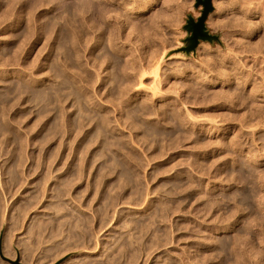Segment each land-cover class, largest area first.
<instances>
[{"label":"rangeland","instance_id":"374dc122","mask_svg":"<svg viewBox=\"0 0 264 264\" xmlns=\"http://www.w3.org/2000/svg\"><path fill=\"white\" fill-rule=\"evenodd\" d=\"M6 1H7V3H6ZM24 1H23V3H24L23 10L22 11H17L15 9V12H14L13 11L14 10L13 6H19V3H22V2H19L17 4V3L12 2V0H11V2H10V0L9 1L8 0H5V1L4 0H0V52H1L0 53L1 54L0 55V59H1V61H0V75H1L0 76L1 77L0 80L3 81L4 83L6 82L5 85L8 86V88L5 85L3 86L4 83L0 81V83H1L0 84V93H2L1 95H3L5 92H6V94H9L7 92V90H9V92L11 93L10 95H8L9 97L4 94L5 96L8 97L7 100L6 99H3L4 98V95H3V97L0 95V97H2V98H0V104H1V106H2V104H4L3 106L6 105L3 108V114L5 113V111H7L6 114H4V115L1 112L2 115L0 114V121H2L3 118H4V120H7V119H5L6 116L7 117L9 116L8 118L10 119L7 123L4 120L2 122H0V125H1L0 128L3 126L2 129H5L4 131L2 129H0V132L2 131L0 136H2L4 138V139L3 138L0 139V140H3L2 141V144L4 146V148L2 149V144L0 143L1 144L0 145L1 146L0 147V153L2 155V156H0L1 157L0 160H5L4 163L2 161H0V164H1V166H0L1 167V169H0V179L3 177L1 179V181H0V185H1V187H0V195H1L0 198H2L3 196H4L3 198L6 197L5 199H3L4 201L2 200V202H0V206H3L0 209H1L2 212L4 211L3 212L4 214L2 212H0V215H1L0 216V264H140V263L141 264H150V263L152 264L155 261H156V264H162L163 262H164L163 264H168V262H171V261L173 262V264H177V263L178 264H181V263H183V264H188V263L189 264H196V262H199L197 264H242V263L243 264H245V263L246 264H249V263L250 264H264V224H263L264 223V219H263L264 218V214H263L264 213V207H263L264 206V203H263L264 202V198H260V197H262L261 196L262 194L264 195V187L263 186L262 187L260 186V184L258 183V178H257L258 177V173H264V169H263V167H264V165H263L264 164V154H262V153H264V148L263 147L261 148V146H264L263 145V141H264V128H263L264 127V125H263L264 122H263V120H264V118H262L264 116V94H263V92H264V84H263L264 83V81H263L264 80L263 79L264 78V69H263L264 68V46L263 45L264 44H262V43H264V0H211L212 10L208 13V16H207V18L205 20V25H206V28L209 31V33L212 34V35L217 36V38L216 39H213V40H204V39H201L199 41L198 46L194 50H190V51L187 48L191 44L190 37L192 36L193 32L187 28V25H188V22H189V19L190 18H192L193 21L195 23H197L199 21V18L203 15V12L205 10V5L203 3V0H172V1L171 0H130L132 2H130L128 5L130 7H132V5H133L136 10L139 9L140 10L139 11L140 14H139V16L138 15L137 16L135 15L136 17L133 16V15L127 16L126 13L123 14V15H125L124 17H126V16L128 17V18L126 17V19H129L128 20L129 22L127 21V24L128 25H126L125 28L124 27L121 28L122 29L121 30V29L118 28V26L116 24H114V31L115 32H114V35H113L114 38L112 37L113 42H110L111 44L108 43L109 42V39L111 40V38L109 37V34L112 33L110 31V28L111 27H109V30H108V29H106V28H108V26H103L102 25L101 20L99 18L100 12H98L97 15H99V16L98 17L96 16V26H94V27L88 26L87 27V30H82L81 29V31H80L78 28H76V26H73V27L70 28L71 25L70 26L69 25L68 26L66 25V30H65L64 36L62 38L57 39V41L55 42V45H54L53 48L51 46L50 37L48 36V38H47V36H45L47 34V32H49L48 31L49 29L46 30L48 28L47 21H48L49 18H55V17H57L58 14H59V16L57 17L58 18V21H59V19H60L59 17L61 15L62 16H61L60 21H62L63 20L62 17H64V15L66 13V10L68 11L67 13H75V8H74V5H73V2H71L72 0H63V1L62 0H59L58 2L55 0L56 3H53V2H55L53 0H49V1H51L50 3H52V5L50 3H48L49 2L48 0L47 1L46 0H42L43 2L42 1H39V0H35V1L34 0H24ZM44 1H46L47 4H46V2L44 3ZM117 1L118 2H121V1H124V0H117ZM126 1H128V0H126ZM39 2H40V5H39ZM5 3H6V6H5ZM8 3H10L9 5H12V3H14L12 5V9H11V6L8 5ZM32 3H35L36 5H34V4L31 5ZM66 3H67V5H66ZM37 4L39 5V8H36L37 7ZM48 4H50V5H48ZM30 6L31 7L32 6H35V7L31 8ZM27 9L29 11H26ZM118 9L119 8H117V10ZM31 10H34V11L31 12L32 14L29 13ZM121 10H123V9L120 8V10H118V11H121ZM23 11H26V12H23ZM124 12L125 11H122L121 14L124 13ZM11 13H12V15H10ZM157 13H158V15H157ZM136 18H137V21H136ZM28 19H30V20H28ZM31 19L34 20L33 21V25H32ZM130 19H132V20H130ZM133 20H134V22H132ZM131 22L133 24H131ZM27 26H29V27L31 26L32 29L29 28V27L27 28ZM33 27H35V28H33ZM74 27H75V30L73 29ZM39 28L41 30L38 31ZM68 28H69V32H67L68 31L67 30ZM28 29L29 30L31 29L30 31H32V34L27 31ZM43 29H45L47 32H45V30H43ZM70 29H72V30H70ZM24 30H26V31H24ZM19 31H20V33L23 36L20 35ZM107 31H108V33H106ZM109 31H110V33H109ZM127 31H128V33H127ZM23 32H24V34H23ZM75 32H77V33H75ZM44 33H46V34L44 35ZM74 33H75V37H74ZM103 33L104 34L106 33L108 36L106 34L104 35ZM13 34H15V37H14ZM17 34L20 35L21 37L18 36ZM25 34H27V35L30 34V37L32 36L31 37L32 39L29 37V35L26 37L27 40L24 39V37L26 36ZM76 34H78V35L80 34V36H79L80 38L78 37V35L76 36ZM47 35H49V33ZM16 36H18L19 39ZM96 36L99 39L100 38L101 39L99 40L98 38H96ZM105 36L108 37L109 39L108 38L105 39ZM125 36H127V37H125ZM28 37L30 38V40H28L29 39ZM39 37H41V38H39ZM65 37H67V39ZM20 38H21V40H20ZM63 38H64V40H63ZM123 38H125V39L123 40ZM83 39H84V41H83ZM21 41H23V42H21ZM65 41H66L67 44L65 43ZM106 41H107V44H106ZM97 42H98V44H97ZM102 42L105 43V44H102ZM78 43H79V45H78ZM80 43H82V45ZM117 43H119V45H116ZM129 43L131 44L130 46L128 45ZM104 46H109V47L108 48H106V47L104 48ZM111 46H113V47H111ZM118 46L120 47V49L122 51H127L129 49H135V50L137 49L136 50V53L139 54V52L140 53L142 52V55L144 57H148L150 59L151 58H154V59L160 58V69L158 71L159 78L161 77V78H163V80L165 78L168 79L167 80V83L168 84L163 82V84L161 86V88H163V90H161L160 93H158L156 96H154L152 94L153 91H151L150 89H147V88H149V85H147V84H150L151 83V79L154 77L155 74L154 75L152 73L151 74H148L149 77L147 78L148 80H146V86L143 87L142 92L139 93L140 95H136L133 99L131 98L132 100H130L127 103V104H132V106H130L129 108H126L127 110L125 109L126 112L129 111L130 114L129 113H126V112L125 113L123 112V117L122 118H120V114H119L120 112L117 111V107L119 106V104H120V106H124V105L126 106V100L124 98H126V96H129L130 94H131L130 96H132V93H133V91H135V88L137 87V85L132 86V88L126 94H122L120 92V90H118V88H117V85H116L117 84V81H115V78H114L115 77V72L117 73V71L120 70L119 67H118V63L120 65H121V63L124 65V62L125 61L124 62H118V63H116L112 59L110 61L111 62L110 63V62H108V57H110L112 55V57H114L116 59V54L114 53V48H116ZM63 47H64V49H63ZM254 47H256V48H254ZM83 48H85V49H83ZM99 48L101 50H103V52H100V49ZM48 49L50 51L51 50L52 51L50 52ZM24 50H25V52H23ZM53 50H54V52L56 51L55 53L60 52V53L57 54L60 57L57 56V55H55V53L53 54ZM79 50H84V51H80V53H81L80 54L79 53ZM98 50H99V53L100 54L98 53ZM19 52L22 55H24V54L25 55L22 56V55L19 54ZM82 52H83V54H84V52H86V53L84 55H82ZM96 53H98V54H96ZM105 53H109L110 56L108 54L106 55ZM15 54H17V55H15ZM18 54H19V56H18ZM13 55H15L16 57L18 56L20 58H17V60H16V57L15 58L12 57ZM52 55H54L56 58H54V56H52ZM10 56H11V58H10ZM159 56H161V57H159ZM261 57H262L263 60H261ZM58 58L60 59L61 62H59ZM13 59H14V61L12 62ZM21 59H23V61ZM55 59L58 60L59 64H58V62ZM119 59L121 60L123 58L122 57H119ZM212 59H214V60H212ZM6 60H8V61L11 60V61H9L11 63L8 64V61H6ZM105 60H107V61H105ZM4 61H6L7 63H5ZM121 61H123V60H121ZM51 63H53V65H51L52 66L51 67V70H52V73H53L52 76H51V74H52L51 73V70H49L50 69L49 66H50ZM56 63H57V65H56ZM92 63H94V65ZM209 63H211V65ZM81 64H83L85 67L83 65H81ZM55 65H56V67L54 68L53 66H55ZM236 65H239V67L238 66L236 67ZM245 65H247V66H245ZM58 66H60L61 68L59 69ZM110 66L112 68L115 66L114 69L116 70V68H117V71L114 70V72H113V69ZM62 67L64 68V70H63ZM203 67H205V70H206V68L208 70L205 71L203 69ZM53 68L55 69V72H54V69ZM68 68H71V70L73 69V71L74 70L76 71V70L79 69V72L76 71L77 73H73ZM86 68L88 69V72L86 71ZM215 68H217V69H215ZM67 69L70 70V71H68ZM102 70H104V71L102 72ZM4 71H6V72H4ZM69 72H72L70 74L73 75L74 78L69 74ZM84 72H86V73H84ZM201 72H204V74L207 73V75H204ZM78 73L79 74L83 73L82 75L85 76L84 78L81 76V79H83V80L80 79V77H79L80 75ZM105 73H107V75L109 73V76L105 80V83H104L105 85L102 88H97L99 82H101V77ZM54 74H55V77L52 79V77L54 76ZM65 74H68V75H65ZM113 74H114V77H113ZM196 74L200 78L202 76L203 77H205V76L207 77L208 75L209 76H208V78H206L207 81H205V83H203L200 80H198L199 77H197ZM247 74H248V76H247ZM64 75L67 76V77H65ZM89 75L92 77V81H90L91 84H88L90 82L89 81L88 82L86 81L87 80V77L86 76H89ZM158 75H157V78H158ZM167 75H168V78L165 77ZM243 75L245 77L247 76L248 78L247 77L246 78L243 77ZM252 75L254 77H252ZM68 76H69V79H67ZM110 76H112V78ZM235 77L237 78L236 80H235ZM254 78H256L257 80L255 79V81H254ZM72 79H73V82H74L75 86H74V84L72 82ZM74 79H75V81H74ZM112 79H114V80L112 81ZM169 79H170V81H169ZM21 80H22V82H21ZM52 80L54 81V83L52 82ZM57 80H58L59 83L57 82ZM67 80H68V82H69V80H71V82H69V85L72 86V84H73V86H72L73 89L68 85ZM76 80H78L79 83H76L77 82ZM79 80H81V81H79ZM84 80L86 81L85 83H84ZM245 80H246V83H245ZM260 80H262V82H260ZM7 81L10 82V83H7ZM12 81H13L14 84L12 83ZM82 81H83V83H81ZM251 81H253V82H251ZM27 82H29V83H27ZM108 82H110V83H108ZM15 83H17V84H15ZM169 83L172 84V86H170ZM186 83H187L188 86L186 85ZM195 83H196V85H195ZM9 84H10V87H9ZM84 84H85V86L87 88L84 87ZM174 84L175 85L176 84L184 85L185 88L183 86H181V85H176L178 87L173 86ZM199 84H201L200 86H202V87H200ZM261 84H263V85H261ZM16 85L19 86V87L22 86L23 88L21 87L20 90H19L18 87H15ZM48 85H50V86L48 87ZM51 85H52V87H51ZM79 85L81 86L80 88L78 87ZM111 85H112L113 88L111 87ZM204 85L207 86V87H204ZM257 85L262 86V87H259ZM12 86H13V89H14L13 92H11L12 89H10V88H12ZM24 86L26 87V89L24 88ZM28 86H30V87H28ZM105 86H107V87H105ZM115 86H116V88H115ZM209 86H210V88H209ZM104 87H105V89H104ZM175 87L177 88L176 89L177 91L175 90ZM179 87H180V89H178ZM203 87L206 88V89H204ZM258 87H259V89H258ZM50 88H52V90ZM260 88H261V90H260ZM21 89L24 91V96L22 95L23 91ZM54 89H56V90H54ZM70 89H71V94H70V92H68V90H70ZM75 89H77V90H75ZM164 89H165V91L167 90V92H165ZM198 89H199V91H198ZM218 89H221L222 92H221V90H218ZM246 89H248V90H246ZM1 90H3V91H1ZM4 90H6V91H4ZM15 90H19V95L18 94H15L16 93V92H14ZM28 90H30V92ZM147 90H148V92H147ZM188 90H190V92L191 91L192 92L190 93V92H188ZM217 90L220 91V93H218ZM229 90H230V93L232 92L230 95L228 93L229 97H231V98L230 99H227L229 97H225V95H227V92H229ZM73 91L74 92H76V91L79 92V93L77 92V94H76L78 96L76 98V100L74 98L76 96H75V93ZM82 91H83V94H82ZM212 91L214 92V94L211 93ZM215 91H217V94L218 95L215 93ZM249 91H250V93H249ZM260 91H261V94H260ZM26 92H27V94H25ZM177 92H181V95L180 94H177ZM255 92H257L258 94L255 93ZM209 93H211L210 96H209V99H211V100H208V97H207L209 95ZM224 93H226V94L224 95ZM243 93H244V95H243ZM49 94H50L51 97L49 96ZM105 94H106V96L108 98L105 96ZM146 94H149V95H147L148 97L153 95L152 97L156 98L157 100H156V102L152 101L154 103L149 102L148 105L146 106V109H143L142 104H141V100L144 99L143 97H146ZM150 94H152V95H150ZM205 94H208V95H205ZM232 94H233V96L235 98H232V96H231ZM247 94H248V96H246ZM249 94H251L250 95L251 97L249 96ZM12 95H15L14 97H16V95H17V97H18L17 100L15 98V102H13L14 101V99H13L14 97H12ZM83 95H85L84 96L85 98L87 97V101H84L85 98L83 97ZM89 95H90V97H88ZM215 95H217L218 97L215 96ZM68 96H70V98ZM180 96L183 98L182 100H183L184 103H181L180 100L177 99ZM243 96H244V98H243ZM245 96L247 98H250V99H247ZM152 97L151 98L149 97V98L152 99ZM204 97H206L205 98L206 100L204 99ZM224 97L227 100H225ZM103 98H107L108 100L105 101L106 99H103ZM216 98H218V100H216ZM245 98H246L247 101L244 102ZM69 99H70V101H69ZM72 99L75 100L74 102H76V103H74ZM88 99H91L92 102H90L91 100L88 101ZM109 99L111 101H112V99H114L113 101L115 103L113 102L112 104H110ZM190 99H192V100H190ZM212 99H213V102H212ZM241 99H243V100H241ZM101 100H102V102H101ZM116 100H118V102ZM163 100L166 101V102H164ZM202 100H205L206 102L204 103V101L202 102ZM228 100H230V102ZM239 100H241L240 102L243 101L242 104H241L242 107L240 106V102L238 104V101ZM248 100H249V102L251 103L252 106L250 105V103H248ZM177 101H179L180 103L177 102ZM11 102L13 104H16V105L11 104ZM88 102L91 105L88 104ZM97 102H98V104H97ZM104 102H106L107 104L109 103V105L106 106L105 105L106 103H104ZM199 102H201V103H199ZM216 102H218V103H216ZM225 102H227V104ZM246 102H247V104H245ZM7 103L9 105H11V108H8L10 106ZM84 103H85V106L87 105L86 108H85V106L84 107L82 106ZM92 103L94 104V106L92 105ZM174 103H175V106H174ZM202 103H203V106L204 107L201 106ZM206 103H208V104H206ZM73 104H75V105H73ZM181 104L182 105L185 104L186 106L185 105L182 106ZM218 104H219V106H218ZM234 104H235V106H233ZM79 105H81V106H79ZM160 105L163 106V107H161ZM197 105H199V106H197ZM1 106H0V110H2L1 109ZM169 106H170V110H169ZM176 106H177V108H176ZM253 106H256V108L254 107L257 110V111H255L256 113L254 112ZM31 107L33 109H31ZM88 107H90V110L87 109ZM91 107L92 108H95V109H92ZM100 107H101V109H100ZM113 108H116L115 111L113 110ZM131 108L133 109V111H132ZM10 109H11V111H10ZM86 109H87V111H86ZM137 109L138 110L140 109L139 111H141V113ZM172 109H175V110H174L173 113H170V112L173 111ZM249 109H251L252 112ZM78 110H80L79 111L80 114H78L79 113ZM93 110H95V111H93ZM104 110H108V111H104ZM111 110H113V111L111 112ZM178 110H181L180 113H179ZM182 110H184V112ZM215 110L219 111L220 113L223 111L222 113H224V114L221 115L219 112H217ZM244 110H246V111H244ZM65 111L66 112L69 111V112L66 113ZM100 111L101 112L103 111L104 113H101ZM162 111H163V114H162ZM168 111H170V112H168ZM206 111H207V113H205ZM243 111H244V113H246L247 111L248 112L250 111V112L249 113L247 112L248 114H244ZM261 111H262V113H261ZM86 112H90V115H89V113H86ZM109 112L112 113V114L109 115ZM137 112H139V113H137ZM215 112H216V115H214ZM26 113L28 114V116H27ZM72 113H74L75 115H73ZM142 113L145 116H143ZM175 113H179V114L174 115ZM182 113H186V114H182ZM195 113H196V115H195ZM102 114L104 116H106L107 120H104V122L102 123V127H98L97 128L96 126H97L98 120L100 119V116H102ZM105 114H107V115H105ZM133 114H135L139 119L137 120L136 119L137 117L133 118V116H134ZM172 114H173V116H172ZM217 114H218V116H217ZM243 114H244L245 117L246 116H249V117H246L247 119L248 118H251V115H253L252 117H254V115L257 116V117L255 116L254 118H251V120H253V121H250V119H248V122L250 121L249 124L251 125V127H254V128H251L249 126V124H247L248 122L246 121L247 120L246 118H244L245 119V121H244ZM38 115H39V117H38ZM111 115L114 116V117H111ZM180 115L181 116L183 115L182 116V119H181V116ZM189 115H191V116H189ZM210 115H212V116H210ZM72 116L73 117L76 116V117H74L75 119ZM220 116H223V118L220 117ZM108 117L109 118L111 117L110 118L111 121H110V119H108ZM163 117H165V118H163ZM169 117H171L172 119L169 118ZM175 117L179 121H177ZM192 117H195V118H192ZM205 117H206V119H205ZM213 117H215V118H213ZM259 117H260V119H258ZM14 118H18V119H14ZM77 118L80 119L79 120L80 122L83 121V122H81L83 124H81V123L80 124H81V126H84L83 128L85 130H88V129L90 130L92 127L95 126V129L92 130V131H90V133L85 138H82V136H83L82 134H84L85 130L82 129V127L80 125H77L79 123V121L77 120ZM240 118H242L243 120L240 119ZM19 119L24 120V121L21 122V120H19ZM90 119H91V123L90 122L89 123H90L91 126L88 123V121H90ZM132 119H133V121H131ZM154 119H156V120H154ZM192 119H194V120H192ZM212 119H217L216 120L217 122L216 121L214 122ZM218 119L219 120L221 119V120L219 121ZM239 119L242 122L241 121H238ZM261 119H262V122H261ZM11 120H12V122H11ZM204 120H205V122H204ZM211 120H212V122H211ZM256 120H258V121H256ZM75 121H78V123H76ZM190 121L191 122H195V123H197V121L198 122L200 121L199 123H197L198 126H200L199 127V132H198V137L197 138H196V133L194 132V129L191 126L192 123ZM19 122L21 123V125H20ZM106 122H107L108 127H109L108 130H106L107 129ZM239 122H241V123L239 124ZM254 122H255V124H253ZM137 123L138 124H141V125L143 124L142 126L144 128L141 125L138 126ZM160 123H161V125H160ZM256 123H258L259 125L261 124V125L259 126ZM27 124H28V126H27ZM178 124L180 125V128H178L179 127ZM206 124H209V125H206ZM238 124H239V128H238ZM116 125H117V127H115ZM134 125H135V127H134ZM257 125H258V128H257ZM21 126L23 128H21ZM45 126H47V127H45ZM140 126H141V129H139ZM156 126L159 128V130L161 129V130H164L166 132H162L161 130L159 131ZM165 126L166 127L168 126V127L165 128ZM219 126H220V128H218ZM242 126H243V129H242ZM245 126H248V127H245ZM261 126H262V128H261ZM25 127H27L28 130ZM29 127L32 130L30 129V131H29ZM136 127L138 129H136ZM147 127H149V128H147ZM160 127H162L163 129L160 128ZM112 128L113 129L115 128L114 129L115 131ZM146 128H147V130H146ZM255 128H257V130ZM64 129H66V131ZM110 129L113 130L112 134L110 133L111 131H109ZM149 129H151V130H149ZM9 130L13 132V133L10 132L11 133L10 135H8L9 133H7ZM52 130H54L53 133H52ZM70 130H72V131H70ZM100 130H102L103 133H106V135L107 136L109 135L110 137L107 138V136H103V138H102L101 135H100ZM136 130H138V131H136ZM145 130H146V134L144 135L143 133H145ZM157 130L160 132V134H158V136H156L157 133H159V132H157ZM203 130H205V131H203ZM5 131H6V134L7 135L4 133ZM140 131H141L142 135H141ZM150 131H151V134L149 133ZM236 131L242 132L243 134H245V136L242 133H241L242 135L240 133H238L240 135H237V133L235 134ZM252 131L255 132L254 133L255 135L252 134ZM107 132H108V134H107ZM161 132H162V134L164 133L165 135L164 134L161 135ZM3 133L5 134L6 137L7 136L8 137L5 138V136H3L4 135ZM79 133L82 136H80ZM13 134H15V135H13ZM62 134H64V137L63 136L59 137V135H62ZM113 134H114V136H113ZM119 134H120V137H119ZM122 134H123V136H122ZM133 134H135L136 136L134 137ZM147 134L150 136V139H149V137H148ZM17 135L19 136L18 139H17V137H18ZM67 135H73V137L74 136L75 137L73 138L72 136H67ZM154 135L156 137H158V138L154 137ZM171 135H172V137H178V138H176V139L174 138L172 140L171 139L172 138ZM182 135H183V138H182ZM13 136L14 137L17 136V137H15L16 139H14ZM22 136L26 137V139L25 138L23 139ZM45 136H46V138H45ZM117 136L119 137V139L122 140V141L118 140V141H120V143L122 142L121 144L119 143L120 144L119 145V149H118V147H116L113 144V141H115L116 139H118ZM139 136H140V138H139ZM193 136H194V138H193ZM208 136L209 137L211 136V137L208 138ZM114 137H116V139H114ZM123 137L126 138V139H124V140H126L125 141V144L126 145L123 144L124 143V141L122 139ZM142 137H144V138H142ZM145 137H146V141H145ZM159 137L161 138V140L163 141V143L161 141L157 140V139H160ZM164 137H168V138L170 137V139H169L170 141L167 139L168 142L166 143V141H164L166 138H164ZM239 137L240 138L242 137L241 138V141H239L240 140ZM9 138H10V142H9V140H7ZM79 138L82 139V140H80ZM112 138H113V141H112ZM128 138H129V140H128ZM163 138H164V140H163ZM249 138L250 139H253V140H250L249 141ZM65 139L66 140L73 139V140L72 141H70V140L66 141ZM135 139H137L136 141L139 144L135 141ZM139 139L142 142L144 140V142H143V146L144 147L141 145L142 142H139ZM178 139L180 141L179 143L177 141ZM183 139H185V140L187 139V140L186 141L184 140L182 142ZM190 139L191 140L193 139V140L191 141ZM196 139L198 140L197 141L198 143L195 141ZM255 139L256 140L258 139V140L256 141ZM33 140H34V142H33ZM217 140L219 142H216ZM6 141L9 142V143H7ZM11 141L13 142V144H12ZM19 141H20V144L19 145H21V142H22V145L18 147ZM111 141H112V144L113 145L110 144ZM131 141L132 142H135V143H132ZM149 141H151V142H149ZM16 142H17V144H16ZM65 142H68L69 145L68 144H65ZM105 142H108L112 146L107 145ZM130 142L132 144H130ZM160 142H161V144H160ZM169 142H171V143L172 142L177 143V144L173 143V144L177 145V147L175 145L173 146V144H170ZM254 142H256V143H254ZM24 143H26L29 146H27ZM37 143L40 146L37 145ZM147 143L150 144V145H148ZM151 143H152V145H151ZM193 143L196 144V146L199 144V147L198 146H197L198 148L195 147V145ZM223 143L224 144H227L228 147L225 145L227 147V148H225V146H224ZM253 143L254 144H257V145H254ZM6 144H8V145H6ZM11 144H12V146H11ZM127 144L129 145L130 148H127V146H128ZM134 144L137 145V146H135ZM222 144H223V147H222ZM258 144L259 145L261 144V145L259 146ZM13 145H14V147H13ZM23 145H25V146H23ZM65 145H67V146H65ZM139 145H140V147H139ZM153 145H154L155 148L154 147L151 148ZM252 145L254 147H256V149L258 148L259 150L254 149V147ZM15 146L18 149H16ZM22 146L24 147V149H21V148H23ZM124 146H125V148H124ZM148 146L150 147V149H149ZM160 146H161V149H159ZM171 146L174 147V149ZM182 146H184V147H182ZM7 147H9V148H7ZM25 147H26V149H25ZM74 147L76 148V150L74 149ZM77 147H78V149H77ZM137 147H138V149H134V148H137ZM145 147H147L150 151L148 150V152H147V150H145L147 148H145ZM187 147H189V148H187ZM205 147H206V149H205ZM12 148L13 149L15 148V150H13ZM55 148H57V149H55ZM84 148H86V149L84 150ZM123 148L125 150L127 148L126 152H124L125 150ZM139 148H141V149H139ZM143 148H144V152H142L143 151ZM170 148H172V149H170ZM82 149H83V152L80 151ZM112 149H114V150H112ZM130 149H131V151H130ZM151 149H153V150H151ZM157 149H159L161 153L158 152ZM191 149H193V150H191ZM3 150H4V153H3ZM17 150L18 151L22 150L20 152H23L22 154L23 155H27V156L24 157L21 153L20 154L22 156H20V154H17L16 152H14V151H17ZM56 150L58 152H55ZM93 150H94V152L92 153ZM251 150H252V152H250ZM6 151H7V153L8 152L9 153L8 154L5 153ZM71 151H72V154L70 153ZM135 151L137 152V154H136ZM139 151L141 152V155H143V158L141 157V155H138V154H140ZM145 151H146V153H145ZM207 151H209V152L207 153ZM258 151L260 152V154L258 153ZM12 152H13V154H12ZM24 152H25V154H24ZM66 152H69V155H67L68 153H66ZM74 152L76 154H73ZM132 152L135 153V155ZM151 152L152 153L155 152V153H153V157H152V153ZM82 153H84V156L81 155ZM128 153L129 154H133V156L135 157V159H134V157L130 159L129 156H128L129 155ZM4 154H5V157H4ZM30 154H32V155H30ZM35 154H36L37 157L35 156ZM79 154H80V157L83 156V157L80 158L81 161H79L80 160L79 159ZM85 154H86V156H85ZM119 154H120V156H122L121 161H120V158L121 157L119 156ZM217 154L219 155L218 158H217ZM6 155H7V157H6ZM74 155L75 156H78V157H75ZM145 155H146V157H145ZM224 155L226 156V158H225ZM242 155H245V156H242ZM9 156L10 157L13 156V157L10 158ZM33 156L35 157L36 161L33 158ZM38 156H40L39 157L40 159H37ZM44 156H47V157H44ZM90 156H91V158H90ZM123 156H126L129 159L126 158V157H123ZM138 156H139V158H138ZM165 156H167V157H165ZM179 156H181V158ZM234 156L238 157L239 159L241 158V160H243L242 161L243 163L240 162L241 160H239L238 158L236 160V157H234ZM14 157H16L18 159L17 160L18 162L16 160H12ZM19 157H21V160H19L20 159ZM23 157L24 158H27L28 157L27 159H25V163L26 164H24V165H23L24 161L22 160ZM84 157H88V158L86 159ZM151 157H152L153 161L152 160L150 161ZM223 157H224V159H223ZM7 158L9 160H7ZM47 158L48 159L50 158V160H46ZM51 158H54V159H51ZM55 158H56V160H55ZM66 158H67L68 161L66 160ZM82 158H84V159H82ZM141 158L144 159V161ZM168 158H170V159H168ZM193 158H195V159L197 158L196 159L197 161L195 159H193ZM198 158H200V159H198ZM215 158H217V159H215ZM234 158H235V162L233 164V159ZM244 158H246V159H244ZM42 159H43V162H42ZM88 159H89V161H88ZM136 159H139V160H141L143 162H141L139 160H136ZM179 159H180V161L178 162ZM182 159H183V163H181L182 162L181 161ZM190 159L193 160V163H192V160H190ZM225 159L226 160L228 159L229 161L228 160L226 161ZM254 159H256V160H258L260 162L262 160V164L256 165L254 167L253 166V165H255L254 164L255 162L253 161ZM131 160H133V161H131ZM147 160L150 161V162L148 163ZM154 160H155V162H154ZM188 160H190V161L188 162ZM194 160H195V162H194ZM211 160H213V161H211ZM214 160H217V161H214ZM10 161L11 162L13 161L14 163H11ZM52 161H54V162H52ZM236 161L239 163V165H236ZM31 162H32V164H31ZM44 162L45 163L47 162L46 163V165L48 164L47 165V168H45V166H44L45 164H43ZM48 162L49 163L51 162L52 165L50 166V164ZM130 162L131 163L133 162V165ZM138 162H141V164L138 163ZM144 162H146L147 165ZM169 162L170 163L173 162V163H171L172 165ZM208 162H209V164H211L210 168L211 169L213 168V171L215 173L218 170V173L215 174V176L213 174L214 172H212V170L208 167L209 166L208 165ZM212 162L213 163L214 162L215 163L217 162V163L215 165H212L213 164ZM88 163H89V165H88ZM106 163H109L111 165L106 166V165H108ZM126 163L127 164L129 163V164L127 165ZM142 163L145 165V167H144V165ZM189 163H191V164L189 165ZM226 163H227V166L228 167L226 166ZM249 163H251L250 165H251L252 168L250 167ZM7 164H8V166H7ZM37 164H38V166H37ZM125 164H126V167L124 166ZM169 164L171 165V168L172 169L170 168V165ZM178 164H180V165H178ZM185 164H187V166H185ZM204 164L206 166H203ZM217 164L220 166V168L218 167ZM10 165H12V167ZM13 165L15 167L21 166V167H23V169L21 167H19L21 169V171H20V169H18L16 171L15 170V167H13ZM41 165L43 166V168H42ZM191 165H192V168H191ZM232 165H234V166L232 167ZM246 165H248V167L250 169H248V167L246 168ZM53 166H54V168H53ZM87 166L89 168H90V166H92L91 167L92 169H88ZM134 166L137 167V169ZM202 166H203V168L204 167L205 168L204 169L203 168L201 169ZM241 166L244 167V168H242ZM30 167L31 168H35V169H31ZM50 167H52V168L50 169ZM107 167H108V169H107ZM109 167H111V168H109ZM188 167H190V168H188ZM206 167H208L209 169H207ZM214 167H216V168H214ZM230 167H232V168H230ZM5 168H6V171L8 170L7 172L6 171L4 172ZM9 168H11V169L13 168L15 170V171L12 170V175H10V172L11 171L9 170ZM70 168L73 171L76 170V168H77L78 169V172H80V173H78L77 170H76V171H74V172H77V173H75L76 175L72 172L74 174L73 175L72 173H70L71 172V169ZM127 168L129 169L128 170L129 173L127 171ZM256 168H257L258 173L255 172L256 171ZM259 168L261 169V171H260ZM111 169H113V170H111ZM130 169H132V170H130ZM157 169L158 170L161 169V171H158ZM178 169L181 170V171H184V172L178 171ZM189 169H191V171ZM197 169H198V171H196ZM241 169H243V170L241 171ZM39 170H40V172H39ZM64 170H65V172H64ZM153 170H154L155 173L158 172V173H156V174H158V176H155L154 175L155 173L153 172ZM162 170L165 173L162 172ZM201 170H202V172H201L202 175H204L203 177L201 176V173H200ZM205 170H207L206 172H208V170H209V173H206L205 174L204 173ZM219 170H220V172H219ZM222 170H223V172H222ZM237 170H238V172H237ZM247 170H248V172H247ZM19 171L21 172L22 175L19 173L21 176H19V178H18L19 181H18V179L16 177H18V175H19L18 172ZM66 171L70 175H68V173ZM108 171L111 172V174H109ZM123 171L124 172H127V174L124 173ZM130 171L133 172V173H131ZM136 171H138V172H136ZM235 171H236V173H235ZM139 172H141L139 174L140 176L137 175ZM6 173L7 174L9 173V174L7 175ZM47 173L49 175H45ZM81 173H83V174H81ZM193 173H195V174H193ZM255 173H257V175ZM15 174H17V176ZM77 174H80L81 176H79ZM95 174H96V177H95ZM128 174H129V176H128L129 179L127 177ZM131 174H132V176H130ZM198 174H200V175H198ZM211 174H213V175H211ZM218 174H221V175H218ZM222 174H223V176H222ZM64 175H65V177L66 176H69L71 178V181L73 180L72 178H74V181L76 183L73 181L72 183L74 185L73 184H71L72 186L69 185L71 183V181L69 180L70 178L69 177H66V178H69V179H66L64 177ZM84 175H86V176H84ZM176 175H177L178 178L176 177ZM193 175H194L195 178H192ZM252 175L253 176L255 175L256 177L255 176L253 177ZM12 176H15V177H12ZM22 176L24 178H26V181L24 180V178H22ZM83 176H84V178H82ZM134 176L137 177L136 180H135V178H133L135 180L134 182L136 184L133 182V179L130 178V177H134ZM219 176L221 177V179H219ZM4 177L6 179H7V177H9V178L12 177V178H10L12 180H10L8 178L7 179L8 182H6V183L11 184L12 186L9 185V184L8 185L5 184L4 181H6V180H4L5 179ZM97 177H99V179H101V180H99V181L94 180L95 178L98 180ZM111 177H113V178H111ZM184 177H186V178H184ZM216 177H217V179L215 181V178ZM224 177H225V179H224ZM251 177H253V178H251ZM60 178L61 179L63 178V179L61 180ZM181 178L182 179L184 178L183 179L184 182L181 181L182 180ZM207 178H209V180ZM212 178L214 180L211 181ZM222 178H223V180H227L230 183L227 182V181L223 182ZM232 178H234V180ZM22 179L24 180L25 183L23 182ZM76 179H80V180L77 181ZM92 179L94 181H96L97 183H99L101 181H104L103 183L101 182L99 184L102 188H100V186L98 184H96V182H92L93 181ZM115 179H118V180H115ZM130 179L132 180V182L130 181ZM170 179H172L173 181H171ZM178 179L181 182V183L179 182L180 184L178 183ZM218 179L221 180L223 183L221 181H220L221 183H218V181H219ZM14 180L16 182H21L22 185H20V187H19L18 186V183H15ZM66 180H69L70 183H68V181H66ZM123 180H125V181H123ZM207 180H208V182H207ZM235 180H236V182H235ZM11 181H13L12 182L13 184L11 183ZM62 181L63 182L65 181L66 182V185H64V183ZM86 181H88V183L89 182L90 183L88 184ZM169 181H170V183H169ZM199 181H201V182L203 181V182L201 183ZM77 182H79V183H77ZM123 182H124V184H123ZM164 182H166V183L168 182L167 183L168 187L169 186L171 187L172 185H170V184H171V182H173L172 184L174 186H176V187H173V186L172 187L175 188V189L170 188V187H169L170 189L168 187H166V188L163 187L162 188L161 186H163V185L164 186H167ZM211 182H212V185H211ZM250 182H252V184H250ZM92 183H94L97 186L93 185V187H92ZM105 183L108 184L109 187H108V185L106 186ZM125 183H127V185H125ZM130 183H131V185H130ZM138 183H140V184L142 183L141 184L142 186L144 184V187L147 188V191H146V189H143L144 187H142V186H141L142 189H141V187L139 188V185L140 184H138ZM2 184H5V187H8L9 189L7 190V188H5L4 185L2 187ZM128 184H129L130 187L128 186ZM201 184H202V187H201ZM227 184H228V187H227ZM246 184H248V185H246ZM87 185H88L89 188L87 187ZM194 185L195 186H199L198 187V191H197V188ZM215 185H216V187H215ZM231 185H232V187H231ZM252 185H255V187L253 186V190H251L252 189V187H251ZM67 186L69 187L68 189H67ZM90 186H91V188H94L95 191H94V189L92 190L90 188ZM98 186H99V190L97 188ZM124 186L125 187L128 186V187L125 189ZM131 186H132L133 189L131 188ZM136 186H138V187H136ZM37 187H39L41 189H44V190L38 189ZM62 187H63V189L60 190V188H62ZM64 187H66L65 191H64ZM80 187H82L83 190L84 189L87 190V192H85L82 189H80ZM86 187H87V189H86ZM95 187L97 188V190H96ZM104 187L105 188L108 187L110 192H108V188L107 189H104ZM134 187H136V188H134ZM2 188H4V190H2ZM17 188H18V190H17ZM128 188H130V189H128ZM193 188L196 189V190H194ZM248 188L250 190H248ZM54 189H58V190H54ZM78 189L80 191L82 190V192H81V194H78L77 195V197H76L77 198V202H76V201H74L76 199L75 198L73 199V197H74L73 195H75L78 192H80V191H78ZM127 189H128V191H130L131 189L133 191H130L128 193ZM134 189H135V192H136V190L138 191L139 189H140V191H138V192L135 193L134 192ZM164 189H165V191L168 189L167 190L168 192L170 190L175 192V190L177 189V191L175 193H177V192L178 193L175 194L174 192H171L170 191L171 192L170 193L171 195H170L168 192H165ZM191 189H193V190H191ZM203 189H205V190H203ZM230 189H232V190H230ZM254 189H256V190H254ZM152 190H153V192L154 191L155 192L153 193ZM217 190H219V191H217ZM240 190H242L244 192L243 193L244 194L243 196L241 195L242 194V191H240ZM62 191L65 192V195L63 194ZM66 191L69 192L70 197H68V193H66ZM143 191H144V193H143ZM185 191H187V194L185 193ZM199 191H200L201 195H202V193L204 195H202V196L200 195V198H198V196L196 197V195L194 197V194H196V192H197V195H198V192ZM215 191L217 193H215ZM229 191H231V192H229ZM251 191H254L255 193H252ZM35 192H37L36 195H35ZM96 192H97V194H96ZM131 192H133L134 194H136V196H134V194H133V196H131L132 195V194H130ZM139 192L141 193V196H140ZM151 192L153 194H150ZM239 192H240V194H239ZM1 193L3 194V196H2ZM126 193H127V195H125ZM230 193L231 194L234 193L235 195L237 194L236 195L237 197L236 196L234 197V195L230 196L231 195ZM247 193L249 195H252L253 198H255V197L258 198L259 197L258 200H257V198H255V199L251 198L252 200H254V202H253L252 200H250L249 195ZM142 194H143V196H142ZM207 194H208V197H206ZM216 194H217V196H216ZM256 194H258V196ZM259 194H260V196H259ZM30 195H31V197H30ZM32 195H33V197L36 196V198L34 199L32 197ZM37 195H39L38 198H37ZM63 195L65 197L66 196L67 197L64 198V200H61V201H58V202L60 203V205L62 204L64 206H61L60 209L57 210V208L60 206V205H57V204H59L57 202V200L63 199L62 198V197H64ZM97 195H99V196H97ZM144 195H145V197H144ZM155 195H156V197H155ZM218 195L220 196L219 199H218L219 203L221 202V200L223 199V197H225V198H224V200H222L221 203H223L226 200L228 202L229 201L230 202L229 203H227V201L224 202L226 204V206H225L224 203H223L224 206L223 205H220L221 203L218 205V201L215 200V198H214L216 196V199H217L218 198ZM227 195L230 196L231 198L228 197ZM238 195H239V197H238ZM245 195H248L247 198H245L246 197ZM90 196H92L91 199H93V200H89L90 199ZM127 196L128 197L130 196V198H128L129 200L131 199L130 202H128L129 200L126 198ZM137 196L138 197L140 196V197L138 198ZM169 196H171V197H169ZM175 196H176V199H174ZM221 196H223V197H221ZM54 197H56V198H54ZM98 197H100V198H98ZM133 197H134V199H132ZM142 197L144 198V200H143ZM166 197H169V198H166ZM185 197H187V198H185ZM227 197L229 198V200H228ZM39 198H40V200H39ZM78 198L80 199V201H79ZM145 198L147 200H145ZM193 198L194 199H197L198 203H197V201H195L197 203V205H195L196 203L193 202L194 201ZM68 199H69L70 202L68 201ZM70 199H72V200H70ZM108 199L110 200V202H107ZM138 199H140V201ZM154 199L157 201V203L155 202ZM203 199H204V201H202ZM241 199H243V202H242ZM33 200H35L34 201L35 203L33 202ZM51 200L53 202L56 201L57 203H55V202L53 203ZM85 200H88V201H85ZM137 200L139 201V203H138ZM141 200H142V203H141ZM171 200H175V201L179 200L180 204L181 203H183V204H181V205L179 204L180 205L179 206L178 205L179 202H176L175 203L173 201V203L176 204V205H174V204H172V201ZM182 200L185 201V202H183ZM199 200H201L202 202L199 201ZM208 200H210V201H208ZM234 200L237 201L238 203H236ZM249 200L252 203H254V204H255V202H257L255 204L256 205V208L253 207L255 205L250 204V201ZM31 201L33 202V204L35 206L32 205V203H30ZM63 201H67V202H65L66 204H64ZM72 201H73V204L71 203ZM126 201H127V203H125ZM153 201L157 204L158 207L156 206L155 203H153ZM158 201L161 202V203H158ZM206 201L208 202L207 204H206ZM212 201H215V202H213V204H212ZM3 202L5 203V206H4ZM36 202H38V205H37ZM50 202H52L53 206H51L52 204ZM68 202L70 203V205H69ZM91 202H93V204ZM106 202L108 204H106ZM133 202H134V204H135V202L137 204L134 205ZM143 202H145L144 205H143ZM169 202H171V203L169 204ZM209 202L211 203V205H214V207L210 205V208H209V205H208V204H210ZM83 203H85V204L87 203L88 205L87 204L86 205H87V207H90V209L89 208H87V209L86 208H83L82 207V204ZM140 203H141V205H140ZM193 203H195V204H193ZM243 203H246L248 206H246V204H243ZM78 204H79V206H78ZM85 204H83V206ZM148 204L150 206H148ZM185 204H187V206ZM192 204H193V207H195L194 210H193L194 212L192 211V209H193L192 208ZM198 204H199V206H198ZM200 204H203V205H200ZM239 204H242V206L239 205ZM261 204H263V205L261 206ZM86 205L84 207H86ZM153 205H155V206H153ZM168 205H170V206H168ZM171 205H173L175 207V210H173L174 208H172L173 206H171ZM216 205H217V207L218 206L219 207L222 206V207L219 209V207L217 208ZM234 205H235V207H234ZM237 205H239V206H237ZM244 205H245V207H244ZM54 206H57V207L56 208H52ZM80 206H81V208L78 209V207H80ZM95 206H96V208L93 209ZM181 206H182V208H181ZM229 206L234 207V209L235 208L236 209L233 210V208H232V210H231V207L229 208ZM258 206H261L260 209H259ZM46 207H50L51 209L48 208V210H45ZM66 207L67 208L70 207L71 208V211H72V208H73V212L74 213L73 212H70V210H69L70 208L68 210H65V209H67ZM97 207L99 208V210H98ZM198 207L199 208L201 207V208L199 209ZM224 207L227 208V209L229 208L230 211L229 210H225ZM238 207H240V208H238ZM242 207H244L245 209L243 208L244 210L240 211V209ZM246 207L247 208L248 207L249 208L252 207V208H250V209L247 210ZM3 208H4V210H3ZM74 209H75V211L76 210H79L78 211L79 214L81 213L80 216L77 215V213L74 211ZM85 209H86V213L84 211ZM168 209H170V210H168ZM202 209L204 211L206 210L205 212L210 211V209H211V211L213 210L212 212L211 211L209 212V215H211V217L209 215H207L208 212L205 215V212ZM222 209H223V211H222ZM256 209H258L259 211L262 210V211H260V212H262L261 213L262 214L261 216H263L261 219H260L261 216L257 214V213L260 214V212H258V210H256ZM49 210H52L53 212L52 211H49ZM54 210H57L58 212H55ZM92 210H93V212H91ZM96 210L98 212L101 211L102 216L99 214L100 212L98 213ZM136 210H137V212H136ZM162 210H163V212H162ZM199 210H200L201 217H203L202 218L203 220L205 219L204 217L207 216L206 217L207 220L205 219L204 220V223L202 222L203 221L202 219H199V218H201L200 215L197 213V212H199ZM201 210H202V213H201ZM249 210H252V213H250L251 211L249 212ZM88 211H90V212H88ZM219 211H220V213H219ZM226 211H227V213H226ZM247 211L250 214H248ZM50 212L51 213H54V214L51 215ZM67 212L68 213L70 212V214L68 215ZM103 212H106L105 215H104ZM134 212H136V213H134ZM160 212H162V213H160ZM228 212L229 213L232 212V213L235 214V215L234 214L232 215V213H231V215H232L231 218H233L234 220L231 219V218H228V217H224L226 214L228 215ZM56 213H58V214L56 215ZM64 213H66V215ZM88 213H91V214H88ZM93 213L94 214L96 213L95 214L96 216L93 215ZM141 213H142L143 217H142V215L141 216L139 215ZM165 213H168V215L166 214L167 216H165ZM193 213H195V215ZM215 213L216 214L219 213L220 214V218L218 216H216ZM47 214L48 215H51L52 217L54 216L55 220H51L52 217L51 216H48ZM106 214H107V217H105ZM135 214L139 215L140 218L141 217L144 218V219L141 218L144 221H142L141 219H139V217L137 215H135ZM161 214L164 215V216H161ZM202 214H204V215H202ZM256 214L258 216H255ZM61 215H63V216H61ZM82 215H84V216H82ZM99 215H100V217H99ZM132 215H134V216L132 217ZM212 215H214V218L213 219H211L212 218ZM66 216H68V217H66ZM135 216H137V217H135ZM196 216H198V217L196 218ZM221 216H223L226 219L228 218L227 219L228 221L226 219L222 218ZM69 217H70V219H68ZM75 217H77V218H75ZM161 217H163V219H161ZM166 217H168L169 219L166 218ZM208 217H210V218H208ZM247 217H250L251 218V219L249 218L250 221H249V219H247ZM48 218H50V219H48ZM54 218H52V219H54ZM61 218H63V219H61ZM83 218L85 220L88 219V218L89 219L94 218V220L92 219V221L88 222V220H89L88 219L85 222L83 220ZM195 218L197 219V221H196ZM58 219L59 220H63V222H65V223H63L62 221H59L58 222ZM65 219H66L67 223L69 221H71V219H72V221H75V222H72L71 221V222L68 223L69 224L68 225V224H66V221H64ZM75 219H79L80 221L78 220L79 221L78 222ZM164 219H165V221L167 219L168 222H170V224H166L167 221L165 222ZM222 219H224V220H222ZM81 220L84 221V224H82L83 222ZM137 220H138V222H137ZM139 220L141 222H143V223H139L140 222ZM193 220H195V221H193ZM230 220H232V221H230ZM247 220L249 222H247ZM199 221L201 222L200 225H198L200 223ZM226 221L228 222V224H227ZM77 222L79 223V227L77 225L78 224ZM87 222L90 223V224L91 223L93 224V222H94V224H93V226H92V224L88 226V223ZM98 222H101V223H98ZM111 222H113V223H111ZM150 222H151V225L152 226L149 225ZM179 222L180 223H183L184 225L183 226L179 225L180 224ZM192 222H194V223H192ZM195 222L198 223V224H196ZM207 222L208 223L211 222V223L208 225ZM223 222L226 223L227 225L226 226L223 225L224 224ZM250 222L252 224V228H250L251 226L249 227V225H250L249 223ZM218 223L219 224L221 223V225H219ZM261 223H262V225H261ZM62 224H66V225L63 226ZM97 224L98 225L101 224V225L98 227ZM245 224H247L248 226L246 225L247 228L244 229V227H246ZM84 225H85L86 228L85 227L82 228V226H84ZM108 225H110V226H108ZM126 225H128V228L129 229L126 228L127 227ZM176 225H178V226H180L182 228H179ZM55 226H56V228H55ZM72 226H73V228H75L74 230H73ZM94 226H95V228H94ZM142 226H143V228L144 227L145 228L144 229L143 228L140 229ZM174 226L178 227V229L175 228ZM91 227H92V229H91ZM100 227H102L103 229L102 228H101V230L100 229H97V228H100ZM154 227H155V229H154ZM87 228L88 229L90 228L89 229V233H88V229ZM81 229L84 230V233L83 232H80L79 233V231H81ZM146 229L148 230V232H147ZM176 229H177V231L173 232V234H172V231L173 230H176ZM95 230L96 231L99 230L98 233ZM126 230L131 235L130 234H127V236L125 235L126 236L125 237L124 234L128 233ZM131 230H133L132 231L133 234L131 233ZM145 230H146V232H145ZM163 230H165V231H163ZM207 230L209 231V235H207L208 234ZM166 231L167 232L168 231H171V232H168L167 233ZM160 232L162 233L161 234L162 237L159 236L160 235ZM164 232H165V234H168V236L165 235ZM211 233L214 234V235H212ZM171 234L173 235V237H172ZM191 234H193V235L191 236ZM182 235L183 236L186 235V236L183 237ZM133 236L135 238H137V241L135 240V238ZM165 236H167V237H165ZM180 236H181V238H179ZM189 236H191V238ZM197 236H198V238H197ZM201 236H203V238ZM205 236H206L205 240L206 239L210 240V243H208L209 241H207V240H206V242H203V241H205L204 240V237ZM209 236H212V237H210L211 239L209 238ZM240 236H241V238H240ZM157 237L158 238L160 237L159 238L160 240ZM192 237H193V239H192ZM233 237H234V239L236 238V240H234ZM152 238L153 239L155 238L157 240L156 241L157 244L160 242L158 246H157V244L155 245V243H153L154 241H152ZM167 238H168V240H167ZM182 238H185V239H182ZM217 238L218 239L220 238V240H218ZM140 239H141V241H140ZM228 239L231 242H233L232 240H234L233 243H235L236 245L234 244V245L231 246L230 245L231 242ZM166 240H167L166 243L168 245L165 242H163V241H166ZM193 240H195V241H193ZM127 241H129V242H127ZM139 241H140V243H137ZM148 241H150L151 243L148 242ZM211 241H213V242H211ZM216 241H218V242H216ZM221 241L224 242V243H221ZM226 241L230 242L229 245H230V248H232V249H230L229 246L227 247V245L226 246L223 245V244H228V242H226ZM133 242H135V243H133ZM188 242H190V243H188ZM214 242L217 243V244H214ZM169 243H171V244H169ZM220 243L223 246H221ZM184 244H186V245L184 246ZM191 244L193 246H191ZM238 244H239L240 248L238 247ZM169 245H171V246H169ZM249 245H250V247H249ZM153 246H157L158 248L161 246L162 248L160 247L158 249L157 247H153ZM234 246L236 247L237 250L235 249ZM251 246L254 247V248H251ZM137 247L140 248L139 249L140 250L139 253H137V251H138V250H136V249H138ZM167 247H168V249L171 247V249H169V251L173 249V251H175V253L173 254L172 251L169 252L168 249H167ZM190 247L193 248L194 250L193 249L192 250L191 249L189 250ZM219 247H221V248H219ZM222 247H223V250H222ZM225 247H227L229 249L226 248L224 250ZM233 247H234V249H233ZM247 247H249L251 250L252 249H255V248H257V249L252 250V251H254V252H252ZM145 248H148V250L145 249ZM183 248H184V250H182ZM243 248L244 249L246 248V249L244 250ZM240 249H243L244 250V253H243L244 255L241 254L243 251L240 250ZM149 250H150V252H148ZM202 250L205 251V252H203L204 254L206 252H207V254L208 253H213V252H210V250L211 251H214V254H213L214 258L212 259V257H213L212 254H210V255L208 254L206 256L205 255H202L203 254L202 253ZM217 250H219V252H217ZM233 250L235 251V253H234ZM256 250H258V251H256ZM176 251H177V253H179V252L180 253L183 252V253H181V254L179 253L180 254L179 255V254L176 253ZM195 251H196V253H195ZM237 251L238 252L242 251V252H240V254L239 253L237 254L236 253ZM249 251H250V253L251 252L252 253L250 254ZM145 252H148V253L146 254ZM187 252H188V254H186ZM199 252H201L202 254L201 253L199 254ZM255 252H257V253H255ZM190 253H191L192 256H194V258H193L194 260H197L198 259L199 261L198 260L196 262L195 261H191L190 259H192V256L189 255ZM194 253L195 254L198 253V254L195 256ZM145 254L147 255V257H145L146 256ZM143 255H144L145 260L143 259ZM187 255H189V256L187 257ZM201 255L204 256L205 258L206 257H208V258L202 259V256ZM236 255L239 256V257H237ZM198 256H200L201 258H198ZM244 256L247 257V258H243ZM177 258H179V259H177ZM186 258H188V260H186ZM195 258H197V259H195ZM135 259H136V261H135ZM142 259H143V262H142ZM147 259H149V260H147ZM200 259L202 260L203 263L200 262L201 261ZM180 260H182L183 262L180 261ZM184 260H185V263H184ZM205 260H206L207 263H205ZM157 261L159 263H157ZM257 261H258V263H257ZM170 264H172V263H170Z\"/></svg>","mask_w":264,"mask_h":264},{"label":"bare ground","instance_id":"6f19581e","mask_svg":"<svg viewBox=\"0 0 264 264\" xmlns=\"http://www.w3.org/2000/svg\"><path fill=\"white\" fill-rule=\"evenodd\" d=\"M4 1H5V0H4ZM8 1H9V0H8ZM23 1H24V0H12V2L17 3V4H18L19 2H22V3H19V6H13V8H14L13 11H14V12H15V9H16L17 11H22V10H23V8H24V3H23ZM34 1H35V0H34ZM34 1H33V2H34ZM39 1H42V0H39ZM46 1H47V0H46ZM46 1H44V3H45ZM48 1H49V0H48ZM53 1H55V0H53ZM56 1L58 2L59 0H56ZM56 1L53 2V3H56ZM62 1H63V0H62ZM171 1H172V0H171ZM10 2H11V0H10ZM24 2H25V1H24ZM26 2H27V1H26ZM42 2H43V1H42ZM50 2H51V1H49L48 3H50ZM71 2H73L74 8H75V13H67L68 11L65 9V10H66V13H65L64 17H62V18H63L62 21H60L62 15L59 17L60 19H59V21H58V18H57V17L59 16V14H58L57 17L54 16L55 18H49V19H48V21H47L48 28H47L46 30L49 29V30H48L49 32H47L45 29H43V30H45V32H47V34L49 33V35H47L46 33H44V35L46 34L45 36H47V38H48V36L50 37V42H51V46H52V48L54 47L55 42L57 41V39L62 38V37L64 36V34H65V30H66V25H67V26H68V25H69V26L71 25L70 28L73 27V26H76V28H78L80 31H81V29H82V30H87V27H88V26H90V27H94V26H96V16H97V17L99 16V15H97L98 12H100V16H99V18H100V20H101L102 25H103V26H108V28L105 27V28L108 29V30H109V27H111V28H110V31H111L112 33L109 34V37L111 38V40H110L108 37L105 36V39H106V38L109 39V42H108V43L113 42L112 37H113L114 32H115V31H114V24H116V25L118 26L119 29H121V28H123V27L125 28V26L128 25V24H127V21L129 20V19H126L127 16H129V15H130V16H131V15H133V16H135V15L137 16V15H138V16H139V14H140V12H139L140 10H139V9L136 10L135 7H134L133 5H132V7H130V6L128 5L130 2H132V1H130V0H128V1L124 0V1H121V2H118L117 0H72ZM135 2H136V1H135ZM135 2H134V3H135ZM6 3H7V1H6ZM6 3H5V6H6ZM14 3H12V5H13ZM27 3H28V2H27ZM9 4H10V3H8V5H9ZM17 4H16V5H17ZM33 4L36 5L35 3H32L31 5H33ZM46 4H47V2H46ZM50 4L52 5V3H50ZM50 4H48V5H50ZM131 4H132V3H131ZM135 4H136V3H135ZM12 5H9V6H11V9H12ZM39 5H40V2H39ZM39 5L37 4V7H36V8H39ZM42 5H43V4H42ZM48 5H47V6H48ZM66 5H67V3H66ZM54 6H55V5H54ZM64 6H65V5H64ZM64 6H63V7H64ZM30 7H31V6H30ZM33 7H35V6H32L31 8H33ZM243 7H244V6H243ZM27 8H28V7H27ZM60 8H61V7H60ZM66 8H67V7H66ZM117 8H119L118 10H120V8H122L123 10L118 11ZM145 8H146V7H145ZM67 9H68V8H67ZM146 9H147V8H146ZM7 10H8V9H7ZM249 10H250V9H249ZM8 11H9V10H8ZM26 11H29V10L27 9ZM26 11H23V12H26ZM32 11H34V10H31L29 13L32 14V13H31ZM72 11H73V10H72ZM72 11H71V12H72ZM122 11H125V12L121 14ZM9 12H10V11H9ZM64 12H65V11H64ZM64 12H63V13H64ZM141 12H142V11H141ZM160 12H161V11H160ZM29 13H28V14H29ZM54 13H55V12H54ZM125 13H126V15H127L126 17H124L125 15H123V14H125ZM60 14H61V13H60ZM10 15H12V13H11ZM10 15H9V16H10ZM53 15H54V14H53ZM157 15H158V13H157ZM6 16H7V15H6ZM13 16H14V15H13ZM15 16H16V15H15ZM133 16H132V17H133ZM136 16H135V17H136ZM244 17H245V16H244ZM127 18H128V17H127ZM15 19H16V18H15ZM18 19H19V18H18ZM28 20H30V19H28ZM130 20H132V19H130ZM138 20H139V19H138ZM12 21H13V20H12ZM16 21H17V20H16ZM25 21H26V20H25ZM25 21H24V22H25ZM33 21H34V20L31 19L32 25H33ZM35 21H36V20H35ZM41 21H42V20H41ZM136 21H137V18H136ZM10 22H11V21H10ZM17 22H18V21H17ZM17 22H16V23H17ZM28 22H29V21H28ZM128 22H129V21H128ZM132 22H134V20H133ZM132 22H131V24H133ZM26 23H27V22H26ZM29 23H30V22H29ZM29 23H28V24H29ZM38 24H39V23H38ZM12 25H13V24H12ZM25 25H26V24H25ZM135 25H136V24H135ZM28 27H29V26H27V28H28ZM29 28H31V26H30ZM33 28H35V27H33ZM42 28H43V27H42ZM102 28H103V27H102ZM115 28H116V27H115ZM128 28H129V27H128ZM31 29H32V28H31ZM31 29H30V30H31ZM73 29L75 30V27H74ZM134 29H135V28H134ZM136 29H137V28H136ZM226 29H227V28H226ZM21 30H22V29H21ZM30 30L28 29L27 31H28L29 33L32 34V31H30ZM33 30H34V29H33ZM39 30H41V29L39 28L38 31H39ZM67 30H68L67 32H69V28H68ZM70 30H72V29H70ZM102 30H103V29H102ZM121 30H122V29H121ZM24 31H26V30H24ZM76 31H77V30H76ZM110 31H109V33H110ZM123 31H124V30H123ZM128 31H129V30H128ZM128 31H127V33H128ZM33 32H34V31H33ZM40 32H41V31H40ZM43 32H44V31H43ZM70 32H71V31H70ZM72 32H73V31H72ZM86 32H87V31H86ZM19 33H20V31H19ZM19 33H18V34H19ZM25 33H26V32H25ZM75 33H77V32H75ZM75 33H74V37H75ZM101 33H102V32H101ZM106 33H108V31H107ZM106 33H105V34H106ZM122 33H123V32H122ZM15 34H16V33H15ZM15 34H13L14 37H15ZM18 34H17V35H18ZM23 34H24V32H23ZM34 34H35V33H34ZM34 34H33V35H34ZM39 34H40V33H39ZM70 34H71V33H70ZM103 34H104V33H103ZM103 34H102V35H103ZM105 34H104V35H105ZM123 34H124V33H123ZM20 35H22V34L20 33ZM20 35H18V36H20ZM25 35H26V36H25ZM25 35H24V36H25L24 39L27 40L26 37H27L28 35H29V37H30V34H28V35L25 34ZM77 35H78V34H76V36H77ZM81 35H82V34H81ZM84 35H85V34H84ZM94 35H95V34H94ZM104 35H103V36H104ZM106 35H107V34H106ZM18 36H16V37H18ZM22 36H23V35H22ZM79 36H80V34L78 35V37H79ZM107 36H108V35H107ZM14 37H13V38H14ZM20 37H21V36H20ZM29 37H28V38H29ZM31 37H32V36H31ZM31 37H30V38H31ZM78 37H77V38H78ZM83 37H84V36H83ZM83 37H82V38H83ZM118 37H119V36H118ZM118 37H117V38H118ZM120 37H121V36H120ZM125 37H127V36H125ZM30 38H29L28 40H30ZM39 38H41V37H39ZM65 38L67 39V37H65ZM72 38H73V37H72ZM79 38H80V37H79ZM79 38H78V39H79ZM96 38H98V37L96 36ZM113 38H114V37H113ZM18 39H19V37H18ZM22 39H23V38H22ZM24 39H23V40H24ZM31 39H32V38H31ZM78 39H77V40H78ZM98 39H99V38H98ZM100 39H101V38H100ZM100 39H99V40H100ZM105 39H104V40H105ZM118 39H119V38H118ZM120 39H121V38H120ZM124 39H125V38H123V40H124ZM20 40H21V38H20ZM63 40H64V38H63ZM74 40H75V39H74ZM79 40H80V39H79ZM96 40H97V39H96ZM114 40H115V39H114ZM5 41H6V40H5ZM32 41H33V40H32ZM66 41H67V40H66ZM66 41H65V43H66ZM83 41H84V39H83ZM93 41H94V40H93ZM97 41H98V40H97ZM107 41H108V40H107ZM107 41H106V44H107ZM116 41H117V40H116ZM116 41H115V42H116ZM21 42H23V41H21ZM27 42H28V41H27ZM29 42H30V41H29ZM47 42H48V41H47ZM77 42H78V41H77ZM100 42H101V41H100ZM100 42H99V43H100ZM103 42H104V41H103ZM103 42H102V44H105V43H103ZM115 42H114V43H115ZM119 42H120V41H119ZM121 42H122V41H121ZM125 42H126V41H125ZM128 42H129V41H128ZM114 43H113V44H114ZM66 44H67V43H66ZM80 44L82 45V43H80ZM97 44H98V42H97ZM110 44H111V43H110ZM120 44H121V43H120ZM262 44H264V43H262ZM49 45H50V44H49ZM76 45H77V44H76ZM78 45H79V43H78ZM78 45H77V46H78ZM81 45H80V46H81ZM116 45H119V43H117ZM124 45H125V44H124ZM128 45L130 46L131 44L129 43ZM128 45H127V46H128ZM14 46H15V45H14ZM51 46H50V47H51ZM56 46H57V45H56ZM66 46H67V45H66ZM92 46H93V45H92ZM102 46H103V45H102ZM129 46H128V47H129ZM263 46H264V45H263ZM57 47H58V46H57ZM57 47H56V48H57ZM75 47H76V46H75ZM81 47H82V46H81ZM105 47L108 48L109 46H104V48H105ZM111 47H113V46H111ZM118 47H119V46H118ZM118 47L114 48V53L116 54V59H115L114 57H112V55L110 56L109 53H105L106 55L108 54V55L110 56V57H108V62H110L112 59H113V61L116 62V63H118V62H124V61H125V62H124V65H123L122 63H121V65L118 63V67H119V69H120L119 71H117V68H116V70L114 69L115 66H114L113 68L110 66V67L113 69V72H114V70L117 71V73L115 72V77H114V74H113V77L115 78V81H117V84H116V85H117V88H118V90H120V92H121L122 94H126V93H128V91L132 88V86L137 85V87L135 88V91H133V93H132V96H130L131 94L129 93L130 95H129V96H126V98H124V99L126 100V106H125V105H124L125 107H124V106H120V104H119L120 102L118 103L119 106L117 105V106H118V107H117V111L120 112V113H119V114H120V118H122V117H123V112L125 113L126 110H127L126 108H129L130 106H132V104H127V103H128L130 100H132L136 95H140L139 93H141L142 90H143V87L146 86V80H148L147 78L149 77L148 74H151V73H152L153 75L155 74L154 77L151 79V83H150V84H147V85H149V88H147V89H150L151 91H153L152 94H153L154 96H156L158 93H160L161 90H163V88H161V86H162L163 82H164V83H167V80H168V79L165 78V79L163 80V78H161V77L159 78L158 71H159V69H160V58H158V59L151 58V59H150V58H148V57H144V56L142 55V52H141V53L139 52V54L136 53V50H137V49H136V50H135V49H129V50H127V51H122V50L120 49V47H119V48H118ZM17 48H18V47H17ZM104 48H103V49H104ZM126 48H127V47H126ZM132 48H133V47H132ZM254 48H256V47H254ZM260 48H261V47H260ZM49 49H50V48H49ZM49 49H48V50H49ZM60 49H61V48H60ZM63 49H64V47H63ZM83 49H85V48H83ZM99 49H100V48H99ZM25 50H26V49H25ZM25 50H24L23 52H25ZM56 50H57V49H56ZM61 50H62V49H61ZM70 50H71V49H70ZM104 50H105V49H104ZM106 50H107V49H106ZM109 50H110V49H109ZM138 50H139V49H138ZM257 50H258V49H257ZM259 50H260V49H259ZM49 51H50V50H49ZM51 51H52V50H51ZM51 51H50V52H51ZM80 51H84V50H79V53H80ZM111 51H112V50H111ZM164 51H165V50H164ZM3 52H4V51H3ZM55 52H56V51H55ZM55 52H54V50H53V54H54ZM70 52H71V51H70ZM75 52H76V51H75ZM100 52H103V50L100 49ZM107 52H108V51H107ZM257 52H258V51H257ZM0 53H1V52H0ZM58 53H60V52H58ZM58 53H55V55H57ZM85 53H86V52H84V54H85ZM98 53H99V50H98ZM98 53H96V54H98ZM260 53H261V52H260ZM6 54H7V53H6ZM19 54L22 55L20 52H19ZM19 54H18V56H19ZM27 54H28V53H27ZM62 54H63V53H62ZM77 54H78V53H77ZM80 54H81V53H80ZM84 54H83V52H82V55H84ZM99 54H100V53H99ZM253 54H254V53H253ZM256 54H257V53H256ZM0 55H1V54H0ZM15 55H17V54H15ZM15 55H13L12 57L15 58V57H16ZM24 55H25V54H24ZM24 55H22V56H24ZM28 55H29V54H28ZM48 55H49V54H48ZM2 56H3V55H2ZM18 56L16 57V60H17V58H20V57H18ZM26 56H27V55H26ZM26 56H25V57H26ZM46 56H47V55H46ZM50 56H51V55H50ZM52 56H54V55H52ZM57 56H59V55H57ZM90 56H91V55H90ZM98 56H99V55H98ZM114 56H115V55H114ZM239 56H240V55H239ZM5 57H6V56H5ZM36 57H37V56H36ZM36 57H35V58H36ZM48 57H49V56H48ZM59 57H60V56H59ZM61 57H62V56H61ZM119 57H122L123 59H121V60H123V61H121V60L119 59ZM159 57H161V56H159ZM228 57H229V56H228ZM2 58H3V57H2ZM10 58H11V56H10ZM38 58H39V57H38ZM46 58H47V57H46ZM52 58H53V57H52ZM54 58H56V57L54 56ZM233 58H234V57H233ZM245 58H246V57H245ZM250 58H251V57H250ZM25 59H26V58H25ZM48 59H49V58H48ZM206 59H207V58H206ZM21 60L23 61V59H21ZM29 60H30V59H29ZM50 60H51V59H50ZM55 60H56L57 62H58V60H59V62H61L59 58H58V60H57V59H55ZM55 60H54V61H55ZM101 60H102V59H101ZM212 60H214V59H212ZM257 60H258V59H257ZM261 60H263L262 57H261ZM0 61H1V59H0ZM6 61H8V60H6ZM6 61H4V62L7 63ZM9 61H11V60H9ZM9 61H8V64L11 63V62H9ZM13 61H14V59L12 60V62H13ZM22 61H21V62H22ZM31 61H32V60H31ZM46 61H47V60H46ZM54 61H53V62H54ZM56 61H55V62H56ZM91 61H92V60H91ZM94 61H95V60H94ZM105 61H107V60H105ZM239 61H240V60H239ZM253 61H254V60H253ZM255 61H256V60H255ZM258 61H259V60H258ZM4 62H3V63H4ZM59 62H58V64H59ZM89 62H90V61H89ZM92 62H93V61H92ZM26 63H27V62H26ZM37 63H38V62H37ZM40 63H41V62H40ZM48 63H49V62H48ZM110 63H111V62H110ZM213 63H214V62H213ZM233 63H234V62H233ZM8 64H7V65H8ZM12 64H13V63H12ZM22 64H23V63H22ZM24 64H25V63H24ZM54 64H55V63H54ZM60 64H61V63H60ZM92 64L94 65V63H92ZM209 64L211 65V63H209ZM231 64H232V63H231ZM256 64H257V63H256ZM256 64H255V65H256ZM260 64H261V63H260ZM10 65H11V64H10ZM26 65H27V64H26ZM51 65H53V63L50 64V66H49L50 69H49V70H51V67H52ZM56 65H57V63H56ZM56 65L53 66V67L55 68ZM67 65H68V64H67ZM81 65H83V64H81ZM111 65H112V64H111ZM115 65H116V64H115ZM206 65H207V64H206ZM227 65H228V64H227ZM21 66H22V65H21ZM83 66H84V65H83ZM208 66H209V65H208ZM237 66L239 67V65H236V67H237ZM245 66H247V65H245ZM258 66H259V65H258ZM25 67H26V66H25ZM33 67H34V66H33ZM58 67H59V69L61 68L60 66H58ZM65 67H66V66H65ZM68 67H69V66H68ZM70 67H71V66H70ZM84 67H85V66H84ZM116 67H117V66H116ZM210 67H211V66H210ZM213 67H214V66H213ZM248 67H249V66H248ZM22 68H23V67H22ZM54 68H53V69H54ZM62 68H63V67H62ZM218 68H219V67H218ZM230 68H231V67H230ZM254 68H255V67H254ZM20 69H21V68H20ZM26 69H27V68H26ZM59 69H58V70H59ZM68 69L71 70V68H68ZM68 69H67V70H68ZM84 69H85V68H84ZM203 69L205 70V67H203ZM215 69H217V68H215ZM256 69H257V68H256ZM263 69H264V68H263ZM23 70H24V69H23ZM56 70H57V69H56ZM63 70H64V68H63ZM70 70H68V71H70ZM110 70H111V69H110ZM206 70H208V69L206 68ZM206 70H205V71H206ZM211 70H212V69H211ZM225 70H226V69H225ZM17 71H18V70H17ZM26 71H27V70H26ZM65 71H66V70H65ZM71 71H72L73 73H77L76 71L79 72V69L76 70V71L74 70L75 72L73 71V69H72ZM84 71H85V70H84ZM86 71L88 72V69H87V68H86ZM103 71H104V70H102V72H103ZM107 71H108V70H107ZM201 71H202V70H201ZM213 71H214V70H213ZM217 71H218V70H217ZM219 71H220V70H219ZM233 71H234V70H233ZM246 71H247V70H246ZM261 71H262V70H261ZM4 72H6V71H4ZM29 72H30V71H29ZM29 72H28V73H29ZM49 72H50V71H49ZM54 72H55V69H54ZM63 72H64V71H63ZM72 72H69V74L72 73ZM194 72H195V71H194ZM209 72H210V71H209ZM211 72H212V71H211ZM237 72H238V71H237ZM13 73H14V72H13ZM51 73H52V70H51ZM51 73H50V74H51ZM66 73H67V72H66ZM84 73H86V72H84ZM110 73H111V72H110ZM201 73L204 74V72H201ZM212 73H213V72H212ZM229 73H230V72H229ZM238 73H239V72H238ZM248 73H249V72H248ZM255 73H256V72H255ZM259 73H260V72H259ZM50 74H49V75H50ZM61 74H62V73H61ZM78 74H79V73H78ZM82 74H83V73L79 74L80 76L78 75V76L80 77V79H81V76H82L83 78L85 77V76H83ZM209 74H210V73H209ZM260 74H261V73H260ZM260 74H259V75H260ZM4 75H5V74H4ZM11 75H12V74H11ZM28 75H29V74H28ZM32 75H33V74H32ZM39 75H40V74H39ZM52 75H53V73L51 74V76H52ZM65 75H68V74H65ZM65 75H64V76H65ZM70 75H71V74H70ZM91 75H92V74H91ZM157 75H158V78H157ZM189 75H190V74H189ZM199 75H200V74H199ZM204 75H207V73L204 74ZM215 75H216V74H215ZM231 75H232V74H231ZM250 75H251V74H250ZM250 75H249V76H250ZM257 75H258V74H257ZM0 76H1V75H0ZM18 76H19V75H18ZM30 76H31V75H30ZM30 76H29V77H30ZM71 76L73 77V75H71ZM71 76H70V77H71ZM108 76H109V73H108V75H107V73H105V74L101 77V82H99L97 88H102V87L105 85L104 83H105V80H106V78H107ZM193 76H194V75H193ZM196 76L199 77L197 74H196ZM200 76H201V75H200ZM208 76H209V75H208ZM208 76H207V77H206V76H205V77L202 76L203 78H202V77H201V78L199 77L198 80H200L201 82L205 83V81H207L206 78H208ZM210 76H211V75H210ZM239 76H240V75H239ZM241 76H242V75H241ZM247 76H248V74H247ZM247 76H246V77H247ZM261 76H262V75H261ZM34 77H35V76H34ZM49 77H50V76H49ZM54 77H55V74H54V76L52 77V79H53ZM65 77H67V76H65ZM76 77H77V76H76ZM86 77H87V80H86L87 82H88V81H89V82L92 81V77H91L90 75H89V76H86ZM110 77L112 78V76H110ZM165 77L168 78V75L165 76ZM243 77H245V76L243 75ZM246 77H245V78H246ZM252 77H254V76L252 75ZM0 78H1V77H0ZM43 78H44V77H43ZM73 78H74V77H73ZM188 78H189V77H188ZM228 78H229V77H228ZM241 78H242V77H241ZM247 78H248V77H247ZM67 79H69V76H68ZM214 79H215V78H214ZM236 79H237V78L235 77V80H236ZM255 79H256V78H254V81H255ZM263 79H264V78H263ZM263 79H262V80H263ZM2 80H3V79H2ZM30 80H31V79H30ZM55 80H56V79H55ZM81 80H83V79H81ZM81 80H79V81H81ZM113 80H114V79H112V81H113ZM243 80H244V79H243ZM256 80H257V79H256ZM262 80H260V82H262ZM0 81H1V80H0ZM8 81H9V80H8ZM8 81H7V83H10V82H8ZM74 81H75V79H74ZM76 81H77L76 83H79L78 80H76ZM86 81L84 80V83H85ZM108 81H109V80H108ZM169 81H170V79H169ZM169 81H168V82H169ZM187 81H188V80H187ZM249 81H250V80H249ZM263 81H264V80H263ZM1 82H3V81H1ZM21 82H22V80H21ZM52 82L54 83L53 80H52ZM57 82H58V80H57ZM69 82H71V80H69ZM69 82H68V80H67L68 85H69ZM72 82H73V79H72ZM110 82H111V81H110ZM110 82H108V83H110ZM175 82H176V81H175ZM213 82H214V81H213ZM221 82H222V81H221ZM251 82H253V81H251ZM3 83H4V82H3ZM5 83H6V82H5ZM5 83L3 84V86L5 85ZM12 83H13V81H12ZM25 83H26V82H25ZM27 83H29V82H27ZM40 83H41V82H40ZM58 83H59V82H58ZM81 83H83V81H82ZM115 83H116V82H115ZM170 83H171V82H170ZM170 83H169V84H170ZM182 83H183V82H182ZM192 83H193V82H192ZM196 83H197V82H196ZM196 83H195V85H196ZM241 83H242V82H241ZM245 83H246V80H245ZM0 84H1V83H0ZM13 84H14V83H13ZM15 84H17V83H15ZM19 84H20V83H19ZM19 84H18V85H19ZM21 84H22V83H21ZM70 84H71V83H70ZM73 84H74V82H73ZM73 84H72V86H73ZM88 84H91V82L88 83ZM167 84H168V83H167ZM184 84H185V83H184ZM213 84H214V83H213ZM242 84H243V83H242ZM258 84H259V83H258ZM263 84H264V83H263ZM263 84H261V85H263ZM11 85H12V84H11ZM23 85H24V84H23ZM26 85H27V84H26ZM80 85H81V84H80ZM80 85L78 86L79 88L81 87ZM176 85H181V84H176ZM176 85L174 84L173 86H176ZM186 85H187V83H186ZM200 85H201V84H199V86H200ZM243 85H244V84H243ZM251 85H252V84H251ZM251 85H250V86H251ZM5 86H7V85H5ZM49 86H50V85H48V87H49ZM69 86H70V85H69ZM72 86H70V87L73 89ZM74 86H75V84H74ZM82 86H83V85H82ZM165 86H166V85H165ZM170 86H172V84H170ZM181 86L184 87V85H181ZM187 86H188V85H187ZM187 86H186V87H187ZM222 86H223V85H222ZM257 86H259V85H257ZM9 87H10V84H9ZM15 87H18L19 90H20V88H21L22 86L19 87V86L16 85ZM15 87H14V88H15ZM28 87H30V86H28ZM43 87H44V86H43ZM43 87H42V88H43ZM48 87H47V88H48ZM51 87H52V85H51ZM84 87H86L85 84H84ZM105 87H107V86H105ZM105 87H104V89H105ZM111 87H112V85H111ZM168 87H169V86H168ZM176 87H178V86H176ZM176 87H175V90L177 89ZM200 87H202V86H200ZM204 87H207V86L204 85ZM204 87H203V88H204ZM229 87H230V86H229ZM233 87H234V86H233ZM243 87H244V86H243ZM259 87H262V86H259ZM259 87H258V89H259ZM7 88H8V86H7ZM7 88H6V89H7ZM22 88H23V87H22ZM24 88L26 89L25 86H24ZM86 88H87V87H86ZM112 88H113V87H112ZM115 88H116V86H115ZM164 88H165V87H164ZM170 88H171V87H170ZM184 88H185V87H184ZM209 88H210V86H209ZM1 89H2V88H1ZM10 89H12L11 92H13V90H14V89H13V86H12V88H10ZM50 89L52 90V88H50ZM68 89H69V88H68ZM84 89H85V88H84ZM88 89H89V88H88ZM166 89H167V88H166ZM168 89H169V88H168ZM178 89H180V87H179ZM181 89H182V88H181ZM200 89H201V88H200ZM204 89H206V88H204ZM221 89H222V88H221ZM221 89H218V90H221ZM256 89H257V88H256ZM262 89H263V88H262ZM19 90H15V91H14V92H16L15 94H18V95H19ZM21 90H22V89H21ZM54 90H56V89H54ZM75 90H77V89H75ZM171 90H172V89H171ZM208 90H209V89H208ZM208 90H207V91H208ZM218 90H217V91H218ZM225 90H226V89H225ZM225 90H224V91H225ZM230 90H231V89H230ZM230 90H229V92H227V95H228V93H229V95L232 93V92L230 93ZM243 90H244V89H243ZM246 90H248V89H246ZM249 90H250V89H249ZM260 90H261V88H260ZM1 91H3V90H1ZM4 91H6V90H4ZM22 91H23V90H22ZM25 91H26V90H25ZM28 91L30 92V90H28ZM78 91H79V90H78ZM78 91H76V92L73 91V92L75 93V96H76V97H74L75 100H76V98L78 97V96L76 95ZM84 91H85V90H84ZM90 91H91V90H90ZM93 91H94V90H93ZM164 91H165V89H164ZM164 91H163V92H164ZM176 91H177V90H176ZM198 91H199V89H198ZM200 91H201V90H200ZM204 91H205V90H204ZM217 91H215L216 94H217ZM235 91H236V90H235ZM256 91H257V90H256ZM262 91H263V90H262ZM7 92H8L9 94H6V92H5L4 94L7 95V96L11 94V93L9 92V90H7ZM17 92H18V93H17ZM52 92H53V91H52ZM52 92H51V93H52ZM55 92H56V91H55ZM68 92H70V94H71V89L68 90ZM86 92H87V91H86ZM147 92H148V90H147ZM165 92H167V90H166ZM184 92H185V91H184ZM188 92H190V90H188ZM191 92H192V91H191ZM191 92H190V93H191ZM209 92H210V91H209ZM221 92H222V90H221ZM225 92H226V91H225ZM246 92H247V91H246ZM246 92H245V93H246ZM21 93H22V92H21ZM51 93H50V94H51ZM53 93H54V92H53ZM53 93H52V94H53ZM78 93H79V92H78ZM144 93H145V92H144ZM150 93H151V92H150ZM207 93H208V92H207ZM211 93L214 94L213 91H212ZM211 93H209V95H208V94H205V95H208V96H207V97H208V100H211V99H209V96H210ZM218 93H220V91H218ZM249 93H250V91H249ZM255 93H257V92H255ZM1 94H2V93H0V95H1ZM4 94H3V95H4ZM25 94H27V92H26ZM37 94H38V93H37ZM50 94H49V96H50ZM70 94H69V95H70ZM72 94H73V93H72ZM82 94H83V91H82ZM86 94H87V93H86ZM86 94H85V95H86ZM152 94H150V95H152ZM172 94H173V93H172ZM177 94H180V95H181V92H177ZM182 94H183V93H182ZM225 94H226V93H224V95H225ZM257 94H258V93H257ZM260 94H261V91H260ZM260 94H259V95H260ZM263 94H264V92H263ZM263 94H262V95H263ZM3 95H1V96L3 97ZM5 95H4V98H3V99H6V100H7V98H8L9 96L7 97V96H5ZM22 95L24 96V91H23ZM22 95H21V96H22ZM55 95H56V94H55ZM85 95H83V97H84ZM95 95H96V94H95ZM147 95H149V94H146V97H143L144 99L141 100V104H142L143 109H146V106L148 105L149 102L154 103V102H156V100H157L156 98L152 97L153 95H152V96H149L150 98L152 97V99H150ZM217 95H218V94H217ZM217 95H215V96H217ZM224 95H223V96H224ZM227 95H225V97H229V95H228V96H227ZM239 95H240V94H239ZM243 95H244V93H243ZM250 95H251V94H249V96H250ZM254 95H255V94H254ZM14 96H15V95H12V97H14ZM71 96H72V95H71ZM73 96H74V95H73ZM79 96H80V95H79ZM86 96H87V95H86ZM105 96H106V94H105ZM142 96H143V95H142ZM203 96H204V95H203ZM221 96H222V95H221ZM231 96H232V98H235V97L233 96V94H232ZM246 96H248V94H247ZM246 96H245V97H246ZM260 96H261V95H260ZM260 96H259V97H260ZM2 97H0V98H2ZM10 97H11V96H10ZM50 97H51V96H50ZM52 97H53V96H52ZM68 97L70 98V96H68ZM81 97H82V96H81ZM81 97H80V98H81ZM83 97H82V98H83ZM88 97H90V95H89ZM92 97H93V96H92ZM99 97H100V96H99ZM101 97H102V96H101ZM103 97H104V96H103ZM106 97H107V96H106ZM198 97H199V96H198ZM212 97H213V96H212ZM212 97H211V98H212ZM217 97H218V96H217ZM225 97H224V98H225ZM238 97H239V96H238ZM238 97H237V98H238ZM250 97H251V96H250ZM15 98H16V100H17V98H18L17 95H16V97L13 98V99H14L13 102H15ZM20 98H21V97H20ZM24 98H25V97H24ZM72 98H73V97H72ZM74 98H73V99H74ZM84 98H85V97H84ZM84 98H83V99H84ZM107 98H108V97H107ZM107 98H103V99H106L105 101H107V100H108ZM110 98H111V97H110ZM131 98H132V99H131ZM162 98H163V97H162ZM166 98H167V97H166ZM205 98H206V97H204V99H205ZM213 98H214V97H213ZM224 98H223V99H224ZM230 98H231V97H229V98H227V99H230ZM239 98H240V97H239ZM241 98H242V97H241ZM243 98H244V96H243ZM246 98H247V97H246ZM246 98H245L244 102L247 101ZM257 98H258V97H257ZM260 98H261V97H260ZM11 99H12V98H11ZM11 99H10V100H11ZM28 99H29V98H28ZM73 99H72V100H73ZM91 99H92V98H91ZM91 99H88V101H90ZM99 99H100V98H99ZM101 99H102V98H101ZM135 99H136V98H135ZM177 99L180 100L181 103H184L183 100H182L183 98H182L181 96H180L179 98H177ZM227 99L225 98V100H227ZM247 99H250V98H247ZM258 99H259V98H258ZM8 100H9V99H8ZM18 100H19V99H18ZM26 100H27V99H26ZM75 100H73V102H74ZM92 100H93V99H92ZM92 100H91L90 102H92ZM97 100H98V99H97ZM113 100H114V99H112V101H111V100L109 99L110 104H112V103L114 102ZM136 100H137V99H136ZM167 100H168V99H167ZM171 100H172V99H171ZM190 100H192V99H190ZM205 100H206V99H205ZM205 100H202V102L204 101V103H205V102H206ZM216 100H218V98H216ZM220 100H221V99H220ZM220 100H219V101H220ZM233 100H234V99H233ZM241 100H243V99H241ZM241 100L238 101V104H239V102H240ZM22 101H23V100H22ZM34 101H35V100H34ZM69 101H70V99H69ZM84 101H87V97L85 98ZM93 101H94V100H93ZM95 101H96V100H95ZM99 101H100V100H99ZM109 101H108V102H109ZM116 101L118 102V100H116ZM152 101H154V102H152ZM161 101H162V100H161ZM163 101H164V100H163ZM196 101H197V100H196ZM214 101H215V100H214ZM228 101L230 102V100H228ZM19 102H20V101H19ZM26 102H27V101H26ZM35 102H36V101H35ZM71 102H72V101H71ZM101 102H102V100H101ZM164 102H166V101H164ZM177 102H179V101H177ZM180 102H179V103H180ZM197 102H198V101H197ZM212 102H213V99H212ZM222 102H223V101H222ZM242 102H243V101H242ZM242 102H240V106H241V107H242V105H241ZM36 103H37V102H36ZM74 103H76V102H74ZM93 103H94V102H93ZM93 103H92V105L94 106ZM99 103H100V102H99ZM104 103H106V102H104ZM114 103H115V102H114ZM172 103H173V102H172ZM199 103H201V102H199ZM208 103H209V102H208ZM208 103H206V104H208ZM214 103H215V102H214ZM216 103H218V102H216ZM223 103H224V102H223ZM225 103L227 104V102H225ZM232 103H233V102H232ZM234 103H235V102H234ZM248 103H250L249 100H248ZM258 103H259V102H258ZM7 104H8V103H7ZM11 104H13V103L11 102ZM79 104H80V103H79ZM81 104H82V103H81ZM86 104H87V103H86ZM88 104H90V103L88 102ZM95 104H96V103H95ZM97 104H98V102H97ZM100 104H101V103H100ZM100 104H99V105H100ZM165 104H166V103H165ZM193 104H194V103H193ZM195 104H196V103H195ZM210 104H211V103H210ZM210 104H209V105H210ZM243 104H244V103H243ZM245 104H247V102H246ZM3 105H4V104H2V106H3ZM8 105H9V104H8ZM13 105H16V104H13ZM38 105H39V104H38ZM38 105H37V106H38ZM73 105H75V104H73ZM90 105H91V104H90ZM90 105H89V106H90ZM102 105H103V104H102ZM105 105L108 106L109 103H108V104L106 103ZM114 105H115V104H114ZM149 105H150V104H149ZM162 105H163V104H162ZM181 105H182V104H181ZM183 105H185V104H183ZM183 105H182V106H183ZM224 105H225V104H224ZM250 105H251V103H250ZM260 105H261V104H260ZM260 105H259V106H260ZM0 106H1V104H0ZM2 106H1V109H2V110H0V114H1V112H2V114H3V108H4L6 105L3 106V107H2ZM9 106H10V107H8V108H11V105H9ZM24 106H25V105H24ZM31 106H32V105H31ZM76 106H77V105H76ZM79 106H81V105H79ZM82 106L84 107V106H85V103H84ZM100 106H101V105H100ZM152 106H153V105H152ZM160 106H161V105H160ZM167 106H168V105H167ZM172 106H173V105H172ZM174 106H175V103H174ZM185 106H186V105H185ZM197 106H199V105H197ZM201 106H203V103H202ZM206 106H207V105H206ZM218 106H219V104H218ZM220 106H221V105H220ZM233 106H235V104H234ZM236 106H237V105H236ZM238 106H239V105H238ZM247 106H248V105H247ZM251 106H252V105H251ZM39 107H40V106H39ZM66 107H67V106H66ZM86 107H87V105L85 106V108H86ZM97 107H98V106H97ZM109 107H110V106H109ZM112 107H113V106H112ZM114 107H115V106H114ZM153 107H154V106H153ZM161 107H163V106H161ZM203 107H204V106H203ZM245 107H246V106H245ZM245 107H244V108H245ZM254 107L256 108V106H253V109H254V112H255V111H257V110H256ZM77 108H78V107H77ZM91 108H92V107H91ZM107 108H108V107H107ZM110 108H111V107H110ZM158 108H159V107H158ZM172 108H173V107H172ZM176 108H177V106H176ZM180 108H181V107H180ZM180 108H179V109H180ZM184 108H185V107H184ZM190 108H191V107H190ZM194 108H195V107H194ZM244 108H243V109H244ZM31 109H33V108L31 107ZM87 109L90 110V107H88ZM87 109H86V111H87ZM92 109H95V108H92ZM92 109H91V110H92ZM96 109H97V108H96ZM100 109H101V107H100ZM115 109H116V108H113L114 111H115ZM125 109H126V110H125ZM131 109H132V108H131ZM140 109H141V108H140ZM140 109H139V110H140ZM181 109H182V108H181ZM204 109H205V108H204ZM253 109H252V110H253ZM4 110H5V109H4ZM6 110H7V109H6ZM8 110H9V109H8ZM19 110H20V109H19ZM36 110H37V109H36ZM89 110H88V111H89ZM113 110H111V112H112ZM124 110H125V111H124ZM137 110H138V109H137ZM139 110H138V111H139ZM152 110H153V109H152ZM162 110H163V109H162ZM165 110H166V109H165ZM165 110H164V111H165ZM169 110H170V106H169ZM172 110H173V111H172ZM172 110H171L172 112H170V111H168V112L173 113L175 109H172ZM186 110H187V109H186ZM194 110H195V109H194ZM207 110H208V109H207ZM212 110H213V109H212ZM249 110L251 111V109H249ZM10 111H11V109H10ZM16 111H17V110H16ZM79 111H80V110H78V112H79ZM93 111H95V110H93ZM104 111H108V110H104ZM117 111H116V112H117ZM130 111H131V110H130ZM132 111H133V109H132ZM178 111H179V113H180L181 110H178ZM178 111H177V112H178ZM182 111L184 112V110H182ZM187 111H188V110H187ZM200 111H201V110H200ZM215 111H217V110H215ZM244 111H246V110H244ZM244 111H243V113H244ZM250 111H249V112H250ZM6 112H7V111H5L4 114H6ZM13 112H14V111H13ZM26 112H27V111H26ZM65 112H66V111H65ZM68 112H69V111H68ZM68 112H66V113H68ZM90 112H91V111H90ZM90 112H86V113H89V115H90ZM100 112H101V111H100ZM139 112L141 113V111H139ZM139 112H137V113H139ZM142 112H143V111H142ZM166 112H167V111H166ZM210 112H211V111H210ZM217 112H219V111H217ZM222 112H223V111H222ZM222 112H221V113L219 112V113L222 115V114H224V113H222ZM247 112H248V111H247ZM247 112L244 113V114H248V113H249V112H248V113H247ZM251 112H252V111H251ZM8 113H9V112H8ZM18 113H19V112H18ZM30 113H31V112H30ZM70 113H71V112H70ZM93 113H94V112H93ZM96 113H97V112H96ZM101 113H104V112L102 111ZM126 113H129V114H130L129 111L126 112ZM143 113H144V112H143ZM143 113H142V115H143ZM179 113H175L174 115H177V114H179ZM201 113H202V112H201ZM201 113H200V114H201ZM205 113H207V111H206ZM205 113H204V114H205ZM208 113H209V112H208ZM211 113H212V112H211ZM219 113H218V114H219ZM255 113H256V112H255ZM261 113H262V111H261ZM2 114H1V115H2ZM4 114H3V115H4ZM23 114H24V113H23ZM26 114H27V113H26ZM72 114L75 115L74 113H72ZM78 114H80V112H79ZM81 114H82V113H81ZM107 114H108V113H107ZM107 114H105V115H107ZM110 114H112V113L109 112V115H110ZM113 114H114V113H113ZM144 114H145V113H144ZM157 114H158V113H157ZM162 114H163V111H162ZM182 114H186V113H182ZM218 114H217V116H218ZM244 114H243V116H244ZM20 115H21V114H20ZM35 115H36V114H35ZM82 115H83V114H82ZM92 115H93V114H92ZM109 115H108V116H109ZM116 115H117V114H116ZM133 115H134L133 118L137 117L135 114H133ZM187 115H188V114H187ZM187 115H186V116H187ZM193 115H194V114H193ZM195 115H196V113H195ZM206 115H207V114H206ZM214 115H216V112H215ZM214 115H213V116H214ZM231 115H232V114H231ZM249 115H250V114H249ZM21 116H22V115H21ZM27 116H28V114H27ZM27 116H26V117H27ZM85 116H86V115H85ZM140 116H141V115H140ZM143 116H145V115H143ZM169 116H170V115H169ZM172 116H173V114H172ZM180 116H181V115H180ZM182 116H183V115H182ZM182 116H181V119H182ZM189 116H191V115H189ZM210 116H212V115H210ZM217 116H216V117H217ZM252 116H253V115H251V118H254L256 115H254V117H252ZM262 116H263V115H262ZM8 117H9V116H8ZM8 117H7V116L5 117V119H7V120H4V118H3V120H4L6 123L10 120ZM12 117H13V116H12ZM14 117H15V116H14ZM19 117H20V116H19ZM36 117H37V116H36ZM38 117H39V115H38ZM72 117H73V116H72ZM74 117H76V116H74ZM74 117H73V118H74ZM111 117H114V116L111 115ZM111 117H110V118H111ZM155 117H156V116H155ZM176 117H177V116H176ZM176 117H175V118H176ZM195 117H196V116H195ZM195 117H192V118H195ZM220 117L223 118V116H220ZM224 117H225V116H224ZM246 117H249V116H246ZM246 117L244 116L243 119L246 118ZM256 117H257V116H256ZM24 118H25V117H24ZM110 118L108 117V119H110ZM152 118H153V117H152ZM158 118H159V117H158ZM158 118H157V119H158ZM163 118H165V117H163ZM169 118H171V117H169ZM169 118H168V119H169ZM177 118H178V117H177ZM177 118H176V120H177ZM187 118H188V117H187ZM187 118H186V119H187ZM190 118H191V117H190ZM203 118H204V117H203ZM213 118H215V117H213ZM218 118H219V117H218ZM251 118H248V119H250V121H253V120H251ZM262 118H264V116H263ZM12 119H13V118H12ZM14 119H18V118H14ZM22 119H23V118H22ZM43 119H44V118H43ZM74 119H75V118H74ZM136 119L138 120L139 118L137 117ZM171 119H172V118H171ZM205 119H206V117H205ZM209 119H210V118H209ZM240 119H242V118H240ZM240 119H239L238 121H241ZM243 119H242V120H243ZM246 119H247V118H246ZM248 119L246 120L247 122H248ZM258 119H260V117H259ZM3 120H2V121H3ZM19 120H21V119H19ZM41 120H42V119H41ZM77 120L79 121L80 119L77 118ZM88 120H89V119H88ZM104 120H107V118H106V116H104V115L102 114V116H100V119L98 120V123H97V126H96V127H97V128H98V127H102V123L104 122ZM114 120H115V119H114ZM154 120H156V119H154ZM189 120H190V119H189ZM192 120H194V119H192ZM212 120L215 122L217 119H212ZM212 120H211V122H212ZM218 120H219V119H218ZM220 120H221V119H220ZM220 120H219V121H220ZM2 121H0V122H2ZM22 121H24V120H21V122H22ZM56 121H57V120H56ZM78 121H75V122L78 123ZM110 121H111V119H110ZM131 121H133V119H132ZM144 121H145V120H144ZM159 121H160V120H159ZM159 121H158V122H159ZM166 121H167V120H166ZM177 121H179V120H177ZM184 121H185V120H184ZM200 121H201V120H200ZM200 121H199V122H200ZM244 121H245V119H244ZM250 121H249V122H250ZM256 121H258V120H256ZM11 122H12V120H11ZM11 122H10V123H11ZM15 122H16V121H15ZM81 122H83V121H81ZM81 122L79 121V123H78L77 125H80V126H81V124H83V123H81ZM89 122L91 123V119H90V121H88V123H89ZM155 122H156V121H155ZM190 122H191V121H190ZM199 122L197 121V123H199ZM202 122H203V121H202ZM202 122H201V123H202ZM204 122H205V120H204ZM216 122H217V121H216ZM241 122H242V121H241ZM241 122H239V124H240ZM249 122H248L247 124H249ZM261 122H262V119H261ZM263 122H264V120H263ZM19 123H20V122H19ZM45 123H46V122H45ZM80 123H81V124H80ZM90 123H89V125H90ZM111 123H112V122H111ZM132 123H133V122H132ZM138 123H139V122H138ZM138 123H137V124H138ZM140 123H141V122H140ZM191 123H192L191 126H192V128L194 129V132L196 133V138H197V137H198V132H199V127H200V126H198V124L195 123V122H191ZM207 123H208V122H207ZM237 123H238V122H237ZM237 123H236V124H237ZM243 123H244V122H243ZM245 123H246V122H245ZM251 123H252V122H251ZM13 124H14V123H13ZM16 124H17V123H16ZM144 124H145V123H144ZM158 124H159V123H158ZM239 124H238V128H239ZM253 124H255V122H254ZM256 124H258V123H256ZM11 125H12V124H11ZM20 125H21V123H20ZM31 125H32V124H31ZM39 125H40V124H39ZM106 125H107V126H106V127H107L106 130H108L109 127H108L107 122H106ZM135 125H136V124H135ZM135 125H134V127H135ZM139 125H141V124H138V126H139ZM142 125H143V124H142ZM142 125H141V126H142ZM156 125H157V124H156ZM160 125H161V123H160ZM170 125H171V124H170ZM178 125H179V124H178ZM199 125H200V124H199ZM206 125H209V124H206ZM219 125H220V124H219ZM245 125H246V124H245ZM258 125H259V124H258ZM258 125H257V128H258ZM260 125H261V124H260ZM260 125H259V126H260ZM263 125H264V124H263ZM0 126H1V125H0ZM22 126H23V125H22ZM22 126H21V128H23ZM27 126H28V124H27ZM58 126H59V125H58ZM80 126H79V127H80ZM90 126H91V125H90ZM111 126H112V125H111ZM136 126H137V125H136ZM141 126H140L139 129H141ZM189 126H190V125H189ZM210 126H211V125H210ZM212 126H213V125H212ZM217 126H218V125H217ZM240 126H241V125H240ZM249 126L251 127L250 124H249ZM252 126H253V125H252ZM2 127H3V126H2ZM2 127H1L0 129H2ZM9 127H10V126H9ZM30 127H31V126H30ZM30 127H29V131H30V129H31ZM45 127H47V126H45ZM81 127H82V129H84V128H83L84 126H81ZM81 127H80V128H81ZM106 127H105V128H106ZM115 127H117V125H116ZM118 127H119V126H118ZM142 127H143V126H142ZM156 127H157V126H156ZM167 127H168V126H167ZM167 127L165 126V128H167ZM202 127H203V126H202ZM214 127H215V126H214ZM214 127H213V128H214ZM245 127H248V126H245ZM250 127H249V128H250ZM6 128H7V127H6ZM10 128H11V127H10ZM25 128L28 130L27 127H25ZM110 128H111V127H110ZM143 128H144V127H143ZM147 128H149V127H147ZM147 128H146V130H147ZM157 128H158V127H157ZM160 128H162V127H160ZM178 128H180V125H179ZM178 128H177V129H178ZM218 128H220V126H219ZM249 128H248V129H249ZM251 128H254V127H251ZM257 128H255V129L257 130ZM261 128H262V126H261ZM263 128H264V127H263ZM36 129H37V128H36ZM78 129H79V128H78ZM82 129H81V130H82ZM94 129H95V126L92 127L90 130H89V129H88V130H85V129H84L85 132H84V134H82L83 136L80 134L81 132L79 133V135L82 136V138H85V137L90 133V131H92V130H94ZM112 129H113V128H112ZM114 129H115V128H114ZM114 129H113V130H114ZM116 129H117V128H116ZM136 129H138V128L136 127ZM162 129H163V128H162ZM173 129H174V128H173ZM200 129H201V128H200ZM214 129H215V128H214ZM225 129H226V128H225ZM242 129H243V126H242ZM2 130L4 131L5 129H2ZM20 130H21V129H20ZM31 130H32V129H31ZM34 130H35V129H34ZM64 130L66 131V129H64ZM81 130H80V131H81ZM113 130H111V129L109 130V131H111V132H110L111 134H112ZM146 130H145V133H143L144 135L146 134ZM149 130H151V129H149ZM158 130H159V128H158ZM158 130H157V132H159L161 129H160L159 131H158ZM165 130H166V129H165ZM207 130H208V129H207ZM236 130H237V129H236ZM238 130H239V129H238ZM6 131H7V130H6ZM6 131L4 132L5 134H6ZM70 131H72V130H70ZM82 131H83V130H82ZM114 131H115V130H114ZM117 131H118V130H117ZM136 131H138V130H136ZM136 131H135V132H136ZM161 131H162V132H166V131H164V130H161ZM179 131H180V130H179ZM181 131H182V130H181ZM203 131H205V130H203ZM222 131H223V130H222ZM239 131H240V130H239ZM262 131H263V130H262ZM1 132H2V131H1ZM1 132H0V135H1ZM10 132H12V131L9 130V131L7 132V133H9L8 135L11 134ZM23 132H24V131H23ZM32 132H33V131H32ZM32 132H31V133H32ZM53 132H54V130H52V133H53ZM63 132H64V131H63ZM135 132H134V133H135ZM147 132H148V131H147ZM162 132H161V135L164 134V133L162 134ZM192 132H193V131H192ZM258 132H259V131H258ZM4 133H3V134H4ZM12 133H13V132H12ZM28 133H29V132H28ZM57 133H58V132H57ZM66 133H67V132H66ZM66 133H65V134H66ZM118 133H119V132H118ZM137 133H138V132H137ZM140 133H141V131H140ZM149 133L151 134V131H150ZM152 133H153V132H152ZM169 133H170V132H169ZM204 133H205V132H204ZM236 133H237V135H240L242 132H238V131H236L235 134H236ZM238 133H240V134H238ZM254 133H255V132L252 131V134H254ZM3 134H2V135H3ZM5 134H4L3 136H5ZM107 134H108V132H107ZM155 134H156V133H155ZM158 134H160V132L157 133L156 136H158ZM166 134H167V133H166ZM182 134H183V133H182ZM200 134H201V133H200ZM242 134H243V133H242ZM242 134H241V135H242ZM6 135H7V134H6ZM13 135H15V134H13ZM29 135H30V134H29ZM76 135H77V134H76ZM100 135H101L102 138H103V136H107L106 133H103L102 130H100ZM117 135H118V134H117ZM133 135H134V137L136 136L135 134H133ZM139 135H140V134H139ZM141 135H142V133H141ZM147 135H148V134H147ZM152 135H153V134H152ZM164 135H165V134H164ZM179 135H180V134H179ZM208 135H209V134H208ZM225 135H226V134H225ZM243 135L245 136V134H243ZM254 135H255V134H254ZM17 136H18V135H17ZM17 136H15V137H17ZM61 136L64 137V134L59 135V137H61ZM67 136H72V137H73V135H67ZM113 136H114V134H113ZM122 136H123V134H122ZM122 136H121V137H122ZM125 136H126V135H125ZM130 136H131V135H130ZM130 136H129V137H130ZM156 136L154 135V137H156ZM168 136H169V135H168ZM177 136H178V135H177ZM201 136H202V135H201ZM221 136H222V135H221ZM246 136H247V135H246ZM250 136H251V135H250ZM7 137H8V136H7ZM7 137L5 136V138H7ZM11 137H12V136H11ZM11 137H10V138H11ZM13 137H14V136H13ZM15 137H14V139H16ZM22 137H23V139H24V138L26 139V137H24V136H22ZM37 137H38V136H37ZM55 137H56V136H55ZM72 137H71V138H72ZM74 137H75V136H74ZM74 137H73V138H74ZM78 137H79V136H78ZM109 137H110V136L108 135L107 138H109ZM117 137H118V136H117ZM119 137H120V134H119ZM119 137H118V139H116V137H114V139H116L115 141H113V138H112L113 144H114L116 147H118V149H119V145L122 143V142L120 143V141H122V140L119 139ZM132 137H133V136H132ZM132 137H131V138H132ZM148 137H149V139H150V136H149V135H148ZM148 137H147V138H148ZM161 137H162V136H161ZM171 137H172V135H171ZM185 137H186V136H185ZM185 137H184V138H185ZM205 137H206V136H205ZM210 137H211V136H210ZM210 137L208 136V138H210ZM227 137H228V136H227ZM1 138H3V137L0 136V139H1ZM10 138L7 139V140H9V142H10ZM18 138H19V136L17 137V139H18ZM27 138H28V137H27ZM45 138H46V136H45ZM68 138H69V137H68ZM76 138H77V137H76ZM107 138H106V139H107ZM139 138H140V136H139ZM142 138H144V137H142ZM152 138H153V137H152ZM152 138H151V139H152ZM156 138H158V137H156ZM159 138H160V137H159ZM164 138H166V139L164 140ZM164 138H163V140L166 141V143L168 142L167 139H168V140L170 139V137H169V138H168V137H164ZM174 138L176 139V138H178V137H172L171 139L173 140ZM182 138H183V135H182ZM193 138H194V136H193ZM203 138H204V137H203ZM225 138H226V137H225ZM225 138H224V139H225ZM241 138H242V137H241ZM241 138L239 137V139H240L239 141H241ZM243 138H244V137H243ZM247 138H248V137H247ZM3 139H4V138H3ZM14 139H13V140H14ZM21 139H22V138H21ZM53 139H54V138H53ZM56 139H57V138H56ZM63 139H64V138H63ZM66 139H67V138H66ZM66 139H65V140H66ZM77 139H78V138H77ZM79 139H80V138H79ZM122 139H123V141H124L123 144H125V141H126V140H124V139H126V138L123 137ZM132 139H133V138H132ZM153 139H154V138H153ZM153 139H152V140H153ZM204 139H205V138H204ZM5 140H6V139H5ZM5 140H4V141H5ZM13 140H12V141H13ZM45 140H46V139H45ZM68 140H70V139H68ZM68 140H66V141H68ZM72 140H73V139H71L70 141H72ZM80 140H82V139H80ZM118 140H120V141H118ZM128 140H129V138H128ZM128 140H127V141H128ZM130 140H131V139H130ZM136 140H137V139H135V141H136ZM155 140H156V139H155ZM157 140H159V141H161V142L163 143V141L161 140V138H160V139H157ZM172 140H171V141H172ZM180 140H181V139H180ZM184 140H185V139H183L182 142H183ZM186 140H187V139H186ZM186 140H185V141H186ZM190 140H191V139H190ZM192 140H193V139H192ZM192 140H191V141H192ZM208 140H209V139H208ZM218 140H219V139H218ZM218 140H217L216 142H219ZM246 140H247V139H246ZM246 140H245V141H246ZM250 140H253V139H250V138H249V141H250ZM255 140H256V139H255ZM257 140H258V139H257ZM257 140H256V141H257ZM2 141H3V140H0V143H1V144H2ZM12 141H11V142H12ZM20 141H21V140H20ZM20 141H19V143H18V147L22 145V142H21V145H19V144H20ZM40 141H41V140H40ZM59 141H60V140H59ZM61 141H62V140H61ZM105 141H106V140H105ZM112 141L110 142V144H112ZM145 141H146V137H145ZM169 141H170V140H169ZM177 141H178V143L180 142L179 139H178ZM195 141L197 142L198 140L196 139ZM195 141H194V142H195ZM214 141H215V140H214ZM214 141H213V142H214ZM6 142H7V141H6ZM9 142H7V143H9ZM14 142H15V141H14ZM17 142H18V141H17ZM17 142H16V144H17ZM23 142H24V141H23ZM31 142H32V141H31ZM33 142H34V140H33ZM33 142H32V143H33ZM38 142H39V141H38ZM83 142H84V141H83ZM131 142H132V141H131ZM131 142H130V144L135 143V142H132V143H131ZM136 142H137V141H136ZM139 142H142V141H140V139H139ZM143 142H144V140H143ZM143 142H142V144H141L142 146H143ZM149 142H151V141H149ZM149 142H148V143H149ZM161 142H160V144H161ZM175 142H176V141H175ZM175 142H172V143L169 142V143H170V144H173V143H175ZM203 142H204V141H203ZM243 142H244V141H243ZM258 142H259V141H258ZM28 143H29V142H28ZM71 143H72V142H71ZM74 143H75V142H74ZM105 143H106L107 145H110L108 142H105ZM119 143H120V144H119ZM137 143H138V142H137ZM145 143H146V142H145ZM148 143H147V144H148ZM152 143H153V142H152ZM152 143H151V145H152ZM154 143H155V142H154ZM164 143H165V142H164ZM197 143H198V142H197ZM221 143H222V142H221ZM254 143H256V142H254ZM254 143H253V144H254ZM1 144H0V145H1ZM12 144H13V142H12ZM12 144H11V146H12ZM16 144H15V145H16ZM24 144H26V143H24ZM42 144H43V143H42ZM48 144H49V143H48ZM60 144H61V143H60ZM62 144H63V143H62ZM65 144H68V142H65ZM113 144H112V145H113ZM138 144H139V143H138ZM147 144H146V145H147ZM155 144H156V143H155ZM158 144H159V143H158ZM175 144H177V143H175ZM175 144H173V146H174ZM186 144H187V143H186ZM193 144H194V143H193ZM219 144H220V143H219ZM223 144H224V143H223ZM223 144H222V147H223ZM244 144H245V143H244ZM246 144H247V143H246ZM4 145H5V144H4ZM6 145H8V144H6ZM26 145H27V144H26ZM37 145H39V144L37 143ZM68 145H69V144H68ZM72 145H73V144H72ZM76 145H77V144H76ZM112 145H110V146H112ZM125 145H126V144H125ZM127 145H128V144H127ZM134 145H135V144H134ZM144 145H145V144H144ZM148 145H150V144H148ZM194 145H195V147H197V146L199 147V144H198L197 146H196V144H194ZM225 145L227 146V144H224V146H225ZM248 145H249V144H248ZM250 145H251V144H250ZM254 145H257V144H254ZM258 145H259V144H258ZM260 145H261V144H260ZM260 145H259V146H260ZM263 145H264V141H263ZM23 146H25V145H23ZM23 146H22V147H23ZM27 146H29V145H27ZM39 146H40V145H39ZM52 146H53V145H52ZM65 146H67V145H65ZM73 146H74V145H73ZM80 146H81V145H80ZM85 146H86V145H85ZM115 146H114V147H115ZM135 146H137V145H135ZM155 146H156V145H155ZM158 146H159V145H158ZM158 146H157V147H158ZM169 146H170V145H169ZM175 146L177 147V145H175ZM179 146H180V145H179ZM187 146H188V145H187ZM190 146H191V145H190ZM203 146H204V145H203ZM219 146H220V145H219ZM226 146H225V148L228 147V146H227V147H226ZM252 146H253V145H252ZM0 147H1V146H0ZM13 147H14V145H13ZM15 147H16V146H15ZM42 147H43V146H42ZM121 147H122V146H121ZM121 147H120V148H121ZM133 147H134V146H133ZM139 147H140V145H139ZM143 147H144V146H143ZM148 147H149V146H148ZM153 147H154V145H153L151 148H153ZM171 147H172V146H171ZM182 147H184V146H182ZM182 147H181V148H182ZM198 147H197V148H198ZM253 147H254V146H253ZM253 147H252V148H253ZM262 147L264 148V146H261V148H262ZM3 148H4V146H3V144H2V149H3ZM7 148H9V147H7ZM50 148H51V147H50ZM124 148H125V146H124ZM124 148H123V149H124ZM127 148H130L129 145L127 146ZM127 148H126V150H127ZM145 148H147V147H145ZM154 148H155V147H154ZM172 148L174 149V147H172ZM172 148H170V149H172ZM179 148H180V147H179ZM185 148H186V147H185ZM185 148H184V149H185ZM187 148H189V147H187ZM201 148H202V147H201ZM246 148H247V147H246ZM2 149H1V150H2ZM10 149H11V148H10ZM12 149H13V148H12ZM16 149H18V148L16 147ZM21 149H24V147L21 148ZM25 149H26V147H25ZM55 149H57V148H55ZM74 149L76 150L75 147H74ZM77 149H78V147H77ZM80 149H81V148H80ZM85 149H86V148H84V150H85ZM90 149H91V148H90ZM134 149H138V147H137V148H134ZM139 149H141V148H139ZM149 149H150V147H149ZM149 149L147 148V149H145V150H147V152H148ZM159 149H161V146H160ZM159 149H157L158 152H160ZM177 149H178V148H177ZM193 149H194V148H193ZM193 149H191V150H193ZM202 149H203V148H202ZM205 149H206V147H205ZM220 149H221V148H220ZM222 149H223V148H222ZM248 149H249V148H248ZM254 149H256V147H254ZM4 150H5V149H4ZM4 150H3V153H4ZM13 150H15V148H14ZM42 150H43V149H42ZM46 150H47V149H46ZM48 150H49V149H48ZM63 150H64V149H63ZM112 150H114V149H112ZM124 150H125V149H124ZM126 150H125L124 152H126ZM128 150H129V149H128ZM151 150H153V149H151ZM197 150H198V149H197ZM256 150H259V149L257 148ZM261 150H262V149H261ZM11 151H12V150H11ZM11 151H10V152H11ZM17 151H18V150H17ZM17 151H14V152H16L17 154H20V153L22 154V153H23V152H20V151H22V150H20V151H18V152H17ZM39 151H40V150H39ZM39 151H38V152H39ZM49 151H50V150H49ZM80 151L83 152V149L80 150ZM116 151H117V150H116ZM118 151H119V150H118ZM130 151H131V149H130ZM140 151H141V150H140ZM140 151H139V152H140ZM149 151H150V150H149ZM169 151H170V150H169ZM171 151H172V150H171ZM212 151H213V150H212ZM227 151H228V150H227ZM1 152H2V151H1ZM34 152H35V151H34ZM42 152H43V151H42ZM55 152H58V151L56 150ZM77 152H78V151H77ZM93 152H94V150L92 151V153H93ZM120 152H121V151H120ZM120 152H119V153H120ZM135 152H136V151H135ZM139 152H138V153H139ZM142 152H144V148H143V151H142ZM190 152H191V151H190ZM192 152H193V151H192ZM197 152H198V151H197ZM208 152H209V151H207V153H208ZM237 152H238V151H237ZM250 152H252V150H251ZM254 152H255V151H254ZM5 153H7V151H6ZM8 153H9V152H8ZM8 153H7V154H8ZM61 153H62V152H61ZM66 153H68L67 155H69V152H66ZM70 153L72 154V151H71ZM90 153H91V152H90ZM116 153H117V152H116ZM132 153H133V152H132ZM145 153H146V151H145ZM145 153H144V154H145ZM151 153H152V152H151ZM153 153H155V152H153ZM153 153H152V157H153ZM160 153H161V152H160ZM185 153H186V152H185ZM188 153H189V152H188ZM194 153H195V152H194ZM247 153H248V152H247ZM258 153L260 154L259 151H258ZM12 154H13V152H12ZM21 154H20V156L23 155V154H22V155H21ZM24 154H25V152H24ZM28 154H29V153H28ZM55 154H56V153H55ZM73 154H76V153L74 152ZM94 154H95V153H94ZM123 154H124V153H123ZM128 154H129V153H128ZM128 154H127V155H128ZM133 154L135 155V153H133ZM133 154H129V155H128L130 159L134 157ZM136 154H137V152H136ZM169 154H170V153H169ZM202 154H203V153H202ZM221 154H222V153H221ZM244 154H245V153H244ZM262 154H264V153H262ZM262 154H261V155H262ZM9 155H10V154H9ZM30 155H32V154H30ZM30 155H29V156H30ZM77 155H78V154H77ZM81 155L84 156V153H82ZM87 155H88V154H87ZM127 155H126V156H127ZM130 155H131L132 157H131ZM138 155H141V152H140V154H138ZM182 155H183V154H182ZM188 155H189V154H188ZM195 155H196V154H195ZM200 155H201V154H200ZM214 155H215V154H214ZM240 155H241V154H240ZM0 156H2L1 153H0ZM10 156H11V155H10ZM10 156H9V157H10ZM15 156H16V155H15ZM23 156L26 157L27 155H23ZM29 156H28V157H29ZM35 156H36V154H35ZM40 156H41V155H40ZM40 156H38L37 159H40V158H39ZM74 156H75V155H74ZM83 156H81V157H83ZM85 156H86V154H85ZM94 156H95V155H94ZM119 156H120V154H119ZM126 156H123V157H126ZM189 156H190V155H189ZM218 156H219V155L217 154V158H218ZM220 156H221V155H220ZM224 156H225V155H224ZM242 156H245V155H242ZM242 156H241V157H242ZM4 157H5V154H4ZM6 157H7V155H6ZM9 157H8V158H9ZM12 157H13V156H12ZM12 157H10V158H12ZM24 157H23V159H22V160L24 161L23 165L26 164V163H25V159L28 158V157H27V158H24ZM30 157H31V156H30ZM36 157H37V156H36ZM44 157H47V156H44ZM75 157H78V156H75ZM81 157H80V154H79V159H80ZM120 157H121V158H120V161H121L122 156H120ZM141 157L143 158V155H141ZM145 157H146V155H145ZM149 157H150V156H149ZM152 157H151L150 161H151V160L153 161ZM154 157H155V156H154ZM165 157H167V156H165ZM179 157L181 158V156H179ZM193 157H194V156H193ZM206 157H207V156H206ZM214 157H215V156H214ZM221 157H222V156H221ZM234 157H236V156H234ZM248 157H249V156H248ZM248 157H247V158H248ZM0 158H1V157H0ZM8 158H7V160L10 159V158H9V159H8ZM14 158H15V159H14ZM14 158H13L12 160H16V161L18 160L16 157H14ZM19 158H20L19 160H21V157H19ZM31 158H32V157H31ZM33 158L35 159L34 156H33ZM41 158H42V157H41ZM84 158L87 159L88 157H84ZM84 158H82V159H84ZM90 158H91V156H90ZM90 158H89V159H90ZM92 158H93V157H92ZM126 158H128V157H126ZM129 158H128V159H129ZM138 158H139V156H138ZM142 158H141V159H142ZM174 158H175V157H174ZM187 158H188V157H187ZM209 158H210V157H209ZM217 158H215V159H217ZM225 158H226V156H225ZM237 158H238V157H236V160H237ZM242 158H243V157H242ZM51 159H54V158H51ZM77 159H78V158H77ZM86 159H85V160H86ZM89 159H88V161H89ZM134 159H135V157H134ZM147 159H148V158H147ZM154 159H155V158H154ZM166 159H167V158H166ZM168 159H170V158H168ZM172 159H173V158H172ZM193 159H195V158H193ZM196 159H197V158H196ZM196 159H195V160H196ZM198 159H200V158H198ZM220 159H221V158H220ZM220 159H219V160H220ZM223 159H224V157H223ZM228 159H229V158H228ZM228 159H227V160H228ZM238 159H239V158H238ZM244 159H246V158H244ZM46 160H50V158H49V159L47 158ZM55 160H56V158H55ZM63 160H64V159H63ZM66 160H67V158H66ZM123 160H124V159H123ZM123 160H122V161H123ZM136 160H139V159H136ZM142 160L144 161V159H142ZM173 160H174V159H173ZM176 160H177V159H176ZM190 160H192V159H190ZM190 160H188V162H189ZM195 160H194V162H195ZM207 160H208V159H207ZM225 160H226V159H225ZM227 160H226V161H227ZM239 160H241V158H240ZM0 161H2V162L4 163L5 160H0ZM16 161H15V162H16ZM35 161H36V159H35ZM44 161H45V160H44ZM64 161H65V160H64ZM67 161H68V160H67ZM79 161H81V159H80ZM82 161H83V160H82ZM125 161H126V160H125ZM125 161H124V162H125ZM129 161H130V160H129ZM129 161H128V162H129ZM131 161H133V160H131ZM134 161H135V160H134ZM139 161H141V160H139ZM143 161H141V162H143ZM147 161H148V160H147ZM150 161H148V163H149ZM166 161H167V160H166ZM179 161H180V159L178 160V162H179ZM181 161H182L181 163H183V159H182ZM196 161H197V160H196ZM201 161H202V160H201ZM211 161H213V160H211ZM214 161H217V160H214ZM228 161H229V160H228ZM242 161H243V160H241L240 162H242ZM250 161H251V160H250ZM253 161L255 162V163H254L255 165L252 164L254 167H255L256 165L262 164V160H261V162H260V161H258V160H256V159H254ZM2 162H1V163H2ZM10 162H11V161H10ZM10 162H9V163H10ZM17 162H18V161H17ZM21 162H22V161H21ZM38 162H39V161H38ZM38 162H37V163H38ZM40 162H41V161H40ZM42 162H43V159H42ZM52 162H54V161H52ZM58 162H59V161H58ZM107 162H108V161H107ZM141 162H138V163L141 164ZM154 162H155V160H154ZM173 162H174V161H173ZM173 162H171V163H173ZM176 162H177V161H176ZM186 162H187V161H186ZM222 162H223V161H222ZM234 162H235V158L233 159V164H234ZM248 162H249V161H248ZM5 163H6V162H5ZM11 163H14V162L12 161ZM11 163H10V164H11ZM46 163H47V162H46ZM46 163H45V162L43 163V164H45V165H44L45 168H47V165H48V164L46 165ZM48 163H49V162H48ZM75 163H76V162H75ZM81 163H82V162H81ZM122 163H123V162H122ZM130 163H131V162H130ZM135 163H136V162H135ZM135 163H134V164H135ZM144 163L146 164V162H144ZM152 163H153V162H152ZM161 163H162V162H161ZM169 163H170V162H169ZM171 163H170V164H171ZM192 163H193V160H192ZM202 163H203V162H202ZM212 163H213V162H212ZM216 163H217V162H216ZM216 163L214 162L212 165H215ZM242 163H243V162H242ZM246 163H247V162H246ZM251 163H252V162H251ZM251 163H249V165H250ZM31 164H32V162H31ZM38 164H39V163H38ZM38 164H37V166H38ZM41 164H42V163H41ZM49 164H50V166L52 165L51 162H50ZM66 164H67V163H66ZM106 164H108V165H106V166L111 165V164H109V163H106ZM123 164H124V163H123ZM123 164H122V165H123ZM126 164H127V163H126ZM126 164L124 165L125 167H126ZM128 164H129V163H128ZM128 164H127V165H128ZM131 164L133 165V162H132ZM131 164H130V165H131ZM142 164H143V163H142ZM153 164H154V163H153ZM162 164H163V163H162ZM170 164H169V165H170ZM190 164H191V163H189V165H190ZM218 164H219V163H218ZM218 164H217V165H218ZM55 165H56V164H55ZM55 165H54V166H55ZM57 165H58V164H57ZM60 165H61V164H60ZM88 165H89V163H88ZM143 165H144V164H143ZM146 165H147V164H146ZM151 165H152V164H151ZM155 165H156V164H155ZM155 165H154V166H155ZM171 165H172V164H171ZM171 165H170V168H171ZM173 165H174V164H173ZM175 165H176V164H175ZM178 165H180V164H178ZM196 165H197V164H196ZM208 165H209L208 167L210 168L211 164H209V162H208ZM219 165H220V164H219ZM219 165H218V167L220 168ZM229 165H230V164H229ZM236 165H239V163H238L237 161H236ZM241 165H242V164H241ZM263 165H264V164H263ZM0 166H1V164H0ZM2 166H3V165H2ZM7 166H8V164H7ZM10 166L12 167V165H10ZM41 166H42V165H41ZM54 166H53V168H54ZM64 166H65V165H64ZM69 166H70V165H69ZM69 166H68V167H69ZM185 166H187V164H185ZM193 166H194V165H193ZM203 166H206V165L204 164ZM203 166L201 167V169L203 168ZM226 166H227V163H226ZM233 166H234V165H232V167H233ZM13 167H15V166L13 165ZM19 167H21V166L15 167V170L17 171L18 169H20ZM35 167H36V166H35ZM56 167H57V166H56ZM87 167H88V166H87ZM91 167H92V166H90V168L88 167V169H92ZM125 167H124V168H125ZM131 167H132V166H131ZM131 167H130V168H131ZM134 167H135V166H134ZM144 167H145V165H144ZM146 167H147V166H146ZM148 167H149V166H148ZM157 167H158V166H157ZM195 167H196V166H195ZM208 167H206V168L209 169ZM227 167H228V166H227ZM227 167H226V168H227ZM232 167H230V168H232ZM241 167H242V166H241ZM241 167H240V168H241ZM247 167H248V165H246V168H247ZM250 167H251V165H250ZM254 167H253V168H254ZM21 168L23 169V167H21ZM30 168H31V167H30ZM30 168H29V169H30ZM42 168H43V166H42ZM51 168H52V167H50V169H51ZM62 168H63V167H62ZM72 168H73V167H72ZM109 168H111V167H109ZM122 168H123V167H122ZM135 168L137 169V167H135ZM154 168H155V167H154ZM188 168H190V167H188ZM191 168H192V165H191ZM204 168H205V167H204ZM204 168H203V169H204ZM214 168H216V167H214ZM219 168H218V169H219ZM223 168H224V167H223ZM235 168H236V167H235ZM242 168H244V167H242ZM251 168H252V167H251ZM261 168H262V167H261ZM0 169H1V167H0ZM31 169H35V168H31ZM48 169H49V168H48ZM64 169H65V168H64ZM67 169H68V168H67ZM70 169H71V168H70ZM74 169H75V168H74ZM107 169H108V167H107ZM107 169H106V170H107ZM132 169H133V168H132ZM132 169H130V170H132ZM145 169H146V168H145ZM155 169H156V168H155ZM171 169H172V168H171ZM175 169H176V168H175ZM181 169H182V168H181ZM195 169H196V168H195ZM195 169H194V170H195ZM210 169H211V168H210ZM221 169H222V168H221ZM224 169H225V168H224ZM224 169H223V170H224ZM248 169H250V168L248 167ZM259 169H260V168H259ZM263 169H264V167H263ZM263 169H262V170H263ZM9 170L11 171V172L9 171V172H10V175H12V170L15 171L13 168H12V169L9 168ZM46 170H47V169H46ZM68 170H69V169H68ZM76 170H77V172H78V169H77V168H76ZM76 170H74V171H76ZM111 170H113V169H111ZM111 170H110V171H111ZM128 170H129V169L127 168V171H128ZM134 170H135V169H134ZM134 170H133V171H134ZM157 170H158V169H157ZM157 170H156V171H157ZM187 170H188V169H187ZM189 170L191 171V169H189ZM192 170H193V169H192ZM211 170H212V172H214V171H213V168H212ZM214 170H215V169H214ZM216 170H217V169H216ZM223 170H222V172H223ZM233 170H234V169H233ZM235 170H236V169H235ZM242 170H243V169H241V171H242ZM1 171H2V170H1ZM5 171H6V168H5L4 172H5ZM7 171H8V170H7ZM7 171H6V172H7ZM20 171H21V169H20ZM20 171L18 172V174H19V173L21 174ZM29 171H30V170H29ZM48 171H49V170H48ZM74 171L71 169V172H70V173H72V172H73L74 174L77 173V172H74ZM79 171H80V170H79ZM82 171H83V170H82ZM125 171H126V170H125ZM146 171H147V170H146ZM148 171H149V170H148ZM158 171H161V169L158 170ZM178 171H181V170L178 169ZM178 171H177V172H178ZM190 171H189V172H190ZM196 171H198V169H197ZM196 171H195V172H196ZM206 171H207V170L204 171L205 174H206V173H209V170H208V172H206ZM254 171H255V170H254ZM260 171H261V169H260ZM39 172H40V170H39ZM50 172H51V171H50ZM62 172H63V171H62ZM64 172H65V170H64ZM66 172H67V171H66ZM111 172H112V171H111ZM111 172L108 171L109 174H111ZM123 172H124V171H123ZM130 172H131V171H130ZM134 172H135V171H134ZM136 172H138V171H136ZM153 172H154V170H153ZM162 172H164V171L162 170ZM177 172H176V173H177ZM181 172H184V171H181ZM201 172H202V170L200 171V173H201ZM219 172H220V170H219ZM233 172H234V171H233ZM237 172H238V170H237ZM245 172H246V171H245ZM247 172H248V170H247ZM255 172L258 173L257 168H256V171H255ZM45 173H46V172H45ZM54 173H55V172H54ZM57 173H58V172H57ZM67 173H68V172H67ZM73 173H72V174H73ZM78 173H80V172H78ZM95 173H96V172H95ZM124 173L127 174V172H124ZM128 173H129V171H128ZM131 173H133V172H131ZM140 173H141V172H139L137 175L140 176V175H139ZM151 173H152V172H151ZM154 173H155V172H154ZM156 173H158V172H156ZM156 173H155L154 175H155V176H158V174H156ZM159 173H160V172H159ZM164 173H165V172H164ZM185 173H186V172H185ZM191 173H192V172H191ZM204 173H203V174H204ZM217 173H218V170H217L216 173H215V172L213 173L214 176H215V174H217ZM235 173H236V171H235ZM251 173H252V172H251ZM257 173H255V174L257 175ZM6 174H7V173H6ZM8 174H9V173H8ZM8 174H7V175H8ZM20 174L18 175V177H16L17 179L19 178V176L22 175V174H21V175H20ZM74 174H73V175H74ZM81 174H83V173H81ZM84 174H85V173H84ZM96 174H97V173H96ZM96 174H95V177H96ZM126 174H125V175H126ZM148 174H149V173H148ZM152 174H153V173H152ZM170 174H171V173H170ZM179 174H180V173H179ZM182 174H183V173H182ZM193 174H195V173H193ZM213 174H211V175H213ZM223 174H224V173H223ZM223 174H222V176H223ZM238 174H239V173H238ZM10 175H9V176H10ZM15 175L17 176V174H15ZM45 175H49V174L47 173V174H45ZM66 175H67V174H66ZM68 175H70V174L68 173ZM75 175H76V174H75ZM77 175L81 176L80 174H77ZM86 175H87V174H86ZM86 175H84V176H86ZM90 175H91V174H90ZM90 175H89V176H90ZM112 175H113V174H112ZM133 175H134V174H133ZM137 175H136V176H137ZM180 175H181V174H180ZM198 175H200V174H198ZM198 175H197V176H198ZM207 175H208V174H207ZM218 175H221V174H218ZM2 176H3V175H2ZM2 176H1V177H2ZM84 176H83L82 178H84ZM89 176H88V177H89ZM91 176H92V175H91ZM113 176H114V175H113ZM128 176H129V174L127 175V177H128ZM130 176H132V174H131ZM148 176H149V175H148ZM170 176H171V175H170ZM174 176H175V175H174ZM174 176H173V177H174ZM201 176L203 177L204 175H202V173H201ZM228 176H229V175H228ZM241 176H242V175H241ZM250 176H251V175H250ZM252 176H253V175H252ZM254 176H255V175H254ZM254 176H253V177H254ZM12 177H15V176H12ZM12 177H10V178H12ZM43 177H44V176H43ZM48 177H49V176H48ZM64 177H65V175H64ZM66 177H69V176H66ZM66 177H65V178H66ZM176 177H177V175H176ZM209 177H210V176H209ZM217 177H218V176H217ZM217 177L215 178V181H216ZM226 177H227V176H226ZM229 177H230V176H229ZM253 177H251V178H253ZM255 177H256V176H255ZM2 178H3V177H2ZM2 178H1V179H2ZM4 178H5V177H4ZM8 178H9V177H7V179H8ZM10 178H9V179H10ZM22 178H24V177L22 176ZM49 178H50V177H49ZM69 178H70V177H69ZM69 178H66V179H69ZM80 178H81V177H80ZM89 178H90V177H89ZM97 178H98V180H97L96 178H95L94 180H96V181L101 180V179H99V177H97ZM111 178H113V177H111ZM130 178H132V179L135 178V180H136L137 177L134 176V177H130ZM148 178H149V177H148ZM154 178H155V177H154ZM177 178H178V177H177ZM177 178H176V179H177ZM184 178H186V177H184ZM184 178H183V179H184ZM192 178H195L194 175H193ZM227 178H228V177H227ZM230 178H231V177H230ZM240 178H241V177H240ZM257 178H258V183L260 184V186H261V187H262V186L264 187V173H258V177H257ZM1 179H0V181H1ZM7 179L5 178L4 180H6V181H4V182H5V184L8 185L9 183H6V182H8ZM20 179H21V178H20ZM60 179H61V178H60ZM62 179H63V178H62ZM62 179H61V180H62ZM72 179H73L72 181H71V178L69 179V180L71 181V183L69 182V180H66V181H68V183H70L69 185L73 184L72 182L74 181V178H72ZM85 179H86V178H85ZM128 179H129V177H128ZM172 179H173V178H172ZM172 179H170V180L173 181ZM181 179H182V178H181ZM183 179H182L181 181H183ZM207 179L209 180V178H207ZM219 179H221L220 176H219ZM219 179H218V180H219ZM224 179H225V177H224ZM232 179L234 180V178H232ZM237 179H238V178H237ZM241 179H242V178H241ZM10 180H12V179H10ZM15 180H16V179H15ZM15 180H14V182H15V183H18V186L20 187V185H22L21 182H16L17 180H16V181H15ZM22 180H23V179H22ZM24 180L26 181V178H24ZM24 180H23V182H24ZM55 180H56V179H55ZM61 180H60V181H61ZM64 180H65V179H64ZM76 180L79 181L80 179H76ZM87 180H88V179H87ZM92 180H93V179H92ZM94 180H93L92 182H96V181H94ZM103 180H104V179H103ZM115 180H118V179H115ZM125 180H126V179H125ZM125 180H123V181H125ZM135 180L133 179V182H134ZM141 180H142V179H141ZM144 180H145V179H144ZM155 180H156V179H155ZM194 180H195V179H194ZM201 180H202V179H201ZM205 180H206V179H205ZM208 180H207V182H208ZM212 180H214V179L212 178L211 181H212ZM218 180H217V181H218ZM222 180H223V178H222ZM233 180H232V181H233ZM18 181H19V179H18ZM60 181H59V182H60ZM81 181H82V180H81ZM81 181H80V182H81ZM128 181H129V180H128ZM130 181L132 182L131 179H130ZM139 181H140V180H139ZM162 181H163V180H162ZM176 181H177V180H176ZM220 181H221V180H219L218 183H221V182H222V181H221V182H220ZM225 181H227V180H223V182H225ZM2 182H3V181H2ZM2 182H1V183H2ZM12 182H13V181H11V183H12ZM62 182H63V181H62ZM74 182H75V181H74ZM86 182L88 183V181H86ZM101 182L103 183L104 181H101ZM101 182H99V183L96 182V184L99 185ZM118 182H119V181H118ZM120 182H121V181H120ZM137 182H138V181H137ZM140 182H141V181H140ZM179 182H180V181H179V179H178V183H179ZM183 182H184V181H183ZM194 182H195V181H194ZM199 182H201V181H199ZM202 182H203V181H202ZM202 182H201V183H202ZM223 182H222V183H223ZM227 182H229V181H227ZM235 182H236V180H235ZM24 183H25V182H24ZM24 183H23V184H24ZM30 183H31V182H30ZM40 183H41V182H40ZM56 183H57V182H56ZM63 183H64V185H66V182H65V181H64ZM68 183H67V184H68ZM75 183H76V182H75ZM77 183H79V182H77ZM89 183H90V182H89ZM89 183H88V184H89ZM127 183H128V182H127ZM127 183H125V185H127ZM134 183H135V182H134ZM134 183H133V184H134ZM164 183L167 185L168 182H167V183L164 182ZM169 183H170V181H169ZM172 183H173V182H171L170 185H172L173 187H176V186H174ZM180 183H181V182H180ZM180 183H179V184H180ZM229 183H230V182H229ZM238 183H239V182H238ZM247 183H248V182H247ZM256 183H257V182H256ZM5 184H2V187H3V185H4V187H5ZM12 184H13V183H12ZM31 184H32V183H31ZM41 184H42V183H41ZM54 184H55V183H54ZM105 184H106V183H105ZM123 184H124V182H123ZM123 184H122V185H123ZM135 184H136V183H135ZM135 184H134V185H135ZM138 184H140V183H138ZM141 184H142V183H141ZM141 184L139 185V188L142 186ZM179 184H178V185H179ZM207 184H208V183H207ZM209 184H210V183H209ZM225 184H226V183H225ZM239 184H240V183H239ZM242 184H243V183H242ZM250 184H252V182H250ZM254 184H255V183H254ZM7 185H6V186H7ZM9 185H11V184H9ZM16 185H17V184H16ZM62 185H63V184H62ZM64 185H63V186H64ZM73 185H74V184H73ZM75 185H76V184H75ZM90 185H91V184H90ZM93 185H95V184L92 183V187H93ZM107 185H108V184H106V186H107ZM130 185H131V183H130ZM176 185H177V184H176ZM199 185H200V184H199ZM203 185H204V184H203ZM211 185H212V182H211ZM246 185H248V184H246ZM246 185H245V186H246ZM255 185H256V184H255ZM255 185H252V186H251V187H252L251 190H253V186L255 187ZM11 186H12V185H11ZM11 186H10V187H11ZM29 186H30V185H29ZM36 186H37V185H36ZM71 186H72V185H71ZM71 186H70V187H71ZM85 186H86V185H85ZM95 186H97V185H95ZM99 186H100V185H99ZM99 186L97 187L98 190H99ZM128 186H129V184H128ZM128 186H127V187H128ZM132 186H133V185H132ZM132 186H131V188H132ZM172 186H171V187L169 186V187H170V188H173ZM194 186H195V185H194ZM240 186H241V185H240ZM245 186H244V187H245ZM260 186H259V187H260ZM0 187H1V185H0ZM19 187H18V188H19ZM48 187H49V186H48ZM60 187H61V186H60ZM87 187H88V185H87ZM87 187H86V189H87ZM108 187H109V185H108ZM108 187H106V188L104 187V189H107ZM124 187H125V186H124ZM127 187H125V189H126ZM129 187H130V186H129ZM136 187H138V186H136ZM136 187H134V188H136ZM142 187H144V184H143ZM142 187H141V189H142ZM161 187H162V188H163V187L166 188V187H168V185H167V186H164V185H163V186H161ZM169 187H168V188H169ZM195 187L197 188V191H198V187H199V186H195ZM201 187H202V184H201ZM203 187H204V186H203ZM213 187H214V186H213ZM215 187H216V185H215ZM218 187H219V186H218ZM227 187H228V184H227ZM231 187H232V185H231ZM241 187H242V186H241ZM248 187H249V186H248ZM251 187H250V188H251ZM5 188H7V190L9 189L8 187H5ZM15 188H16V187H15ZM18 188H17V190H18ZM37 188H38V189H41V188H39V187H37ZM68 188H69V187L67 186V189H68ZM83 188H84V187H83ZM88 188H89V187H88ZM90 188H91V186H90ZM95 188H96V187H95ZM97 188H96V190H97ZM100 188H102V187L100 186ZM151 188H152V187H151ZM170 188H169V189H170ZM191 188H192V187H191ZM224 188H225V187H224ZM234 188H235V187H234ZM32 189H33V188H32ZM38 189H37V190H38ZM61 189H63V187L60 188V190H61ZM65 189H66V187H64V191H65ZM74 189H75V188H74ZM76 189H77V188H76ZM80 189H82V187H80ZM91 189L93 190L94 188H91ZM128 189H130V188H128ZM128 189H127V191H128ZM132 189H133V188H132ZM132 189H131L130 191H133ZM137 189H138V188H137ZM143 189H146V191H147V188L144 187ZM173 189H175V188H173ZM193 189H194V188H193ZM193 189H191V190H193ZM199 189H200V188H199ZM205 189H206V188H205ZM205 189H203V190H205ZM208 189H209V188H208ZM211 189H212V188H211ZM238 189H239V188H238ZM245 189H246V188H245ZM260 189H261V188H260ZM2 190H4V188H2ZM2 190H1V191H2ZM12 190H13V189H12ZM12 190H11V191H12ZM33 190H34V189H33ZM35 190H36V189H35ZM41 190H44V189H41ZM46 190H47V189H46ZM48 190H49V189H48ZM54 190H58V189H54ZM82 190H83V189H82ZM82 190L80 191V190L78 189V191H80V192H78L77 194L74 193L75 195H73V196H74L73 199H74V198L76 199V200H74V201L77 202V198H76V197H77L78 194H81ZM88 190H89V189H88ZM148 190H149V189H148ZM150 190H151V189H150ZM167 190H168V189H167ZM167 190L165 191V189H164L165 192H168ZM194 190H196V189H194ZM200 190H201V189H200ZM230 190H232V189H230ZM234 190H235V189H234ZM248 190H250V189L248 188ZM248 190H247V191H248ZM254 190H256V189H254ZM13 191H14V190H13ZM83 191L87 192V190H85V189H84ZM94 191H95V189H94ZM94 191H93V192H94ZM130 191H128V193H129ZM138 191H140V189H139ZM138 191L136 190V192H138ZM141 191H142V190H141ZM170 191H171V190H170ZM170 191L168 192L169 194H170L171 192H174V191H171V192H170ZM176 191H177V189L175 190V192H176ZM217 191H219V190H217ZM235 191H236V190H235ZM238 191H239V190H238ZM240 191H242V190H240ZM260 191H261V190H260ZM62 192H63V191H62ZM85 192H84V193H85ZM93 192H92V193H93ZM108 192H110V191H109V188H108ZM108 192H107V193H108ZM134 192H135V189H134ZM136 192H135V193H136ZM152 192H153V190H152ZM152 192H151L150 194H153L155 191H154L153 193H152ZM175 192H174V193H175ZM189 192H190V191H189ZM191 192H192V191H191ZM229 192H231V191H229ZM232 192H233V191H232ZM236 192H237V191H236ZM251 192H252V193H255L254 191H251ZM257 192H258V191H257ZM262 192H263V191H262ZM30 193H31V192H30ZM36 193H37V192H35V195H36ZM38 193H39V192H38ZM66 193H68V197H70L69 192L66 191ZM84 193H83V194H84ZM143 193H144V191H143ZM168 193H167V194H168ZM177 193H178V192H177ZM177 193H175V194H177ZM185 193L187 194V191H185ZM199 193H200V191L198 192V195H197V192H196V194H194V197H195V195H196V197L198 196V198H200L201 193H200V194H199ZM215 193H217V192L215 191ZM225 193H226V192H225ZM243 193H244V192L242 191V194H241L242 196L244 195ZM258 193H259V192H258ZM1 194H2V193H1ZM63 194L65 195V192H63ZM96 194H97V192H96ZM130 194H132L131 196H133L134 193L131 192ZM139 194H140V196H141V193H140V192H139ZM139 194H138V195H139ZM155 194H156V193H155ZM175 194H174V195H175ZM230 194H231V193H230ZM230 194H229V195H230ZM239 194H240V192H239ZM245 194H246V193H245ZM247 194H248V193H247ZM250 194H251V193H250ZM261 194H262V193H261ZM4 195H5V194H4ZM33 195H34V194H33ZM33 195H32V197H33ZM64 195H63V196H64ZM125 195H127V193H126ZM170 195H171V194H170ZM202 195H204V194L202 193ZM202 195H201V196H202ZM211 195H212V194H211ZM232 195H234V197H235L237 194L235 195L234 193H232L230 196H232ZM241 195H240V196H241ZM248 195H249V194H248ZM248 195H245V196H246L245 198H247ZM254 195H255V194H254ZM254 195H253V196H254ZM256 195L258 196V194H256ZM0 196H1V195H0ZM2 196H3V194H2ZM5 196H6V195H5ZM38 196H39V195H37V198H38ZM71 196H72V195H71ZM97 196H99V195H97ZM134 196H136V194H134ZM140 196H139V197H140ZM142 196H143V194H142ZM178 196H179V195H178ZM187 196H188V195H187ZM189 196H190V195H189ZM216 196H217V194H216ZM216 196H215L214 198H215V200L218 201V199H219L220 196L218 195V198H217V199H216ZM227 196H228V195H227ZM230 196H228V197H230ZM259 196H260V194H259ZM261 196H262V197H260V198H264V195H263V194H262ZM3 197H4V196H3ZM3 197L0 198V202H2V200L6 198V197H5V198H3ZM30 197H31V195H30ZM30 197H29V198H30ZM57 197H58V196H57ZM66 197H67V196H66ZM66 197H65V196L62 197L63 199H60V198H59L60 200H57V202H58V201H61V200H64V198H66ZM91 197H92V196H90V199H89V200H93V199H91ZM137 197H138V196H137ZM139 197H138V198H139ZM144 197H145V195H144ZM155 197H156V195H155ZM169 197H171V196H169ZM169 197H166V198H169ZM206 197H208V194H207ZM210 197H211V196H210ZM221 197H223V196H221ZM228 197H227V198H228ZM236 197H237V196H236ZM238 197H239V195H238ZM29 198H28V199H29ZM33 198L35 199L36 196H34ZM54 198H56V197H54ZM98 198H100V197H98ZM126 198H127V199L130 198V196H129V197L127 196ZM135 198H136V197H135ZM142 198H143V197H142ZM148 198H149V197H148ZM157 198H158V197H157ZM172 198H173V197H172ZM185 198H187V197H185ZM224 198H225V197H223L222 200H224ZM230 198H231V197H230ZM241 198H242V197H241ZM249 198H250V200H252V199H251V198H253L252 195H249ZM255 198H257V197H255ZM255 198H253V199H255ZM258 198H259V197H258ZM258 198H257V200H258ZM78 199H79V198H78ZM127 199H126V200H127ZM132 199H134V197H133ZM140 199H141V198H140ZM140 199H138V200L140 201ZM174 199H176V196H175ZM181 199H182V198H181ZM190 199H191V198H190ZM190 199H189V200H190ZM204 199H205V198H204ZM204 199H203L202 201H204ZM210 199H211V198H210ZM233 199H234V198H233ZM37 200H38V199H37ZM37 200H36V201H37ZM39 200H40V198H39ZM70 200H72V199H70ZM128 200H129V199H128ZM130 200H131V199H130ZM130 200H129L128 202H130ZM135 200H136V199H135ZM138 200H137V201H138ZM143 200H144V198H143ZM145 200H147V199L145 198ZM151 200H152V199H151ZM154 200H155V199H154ZM193 200H194L193 202L197 201V199H194V198H193ZM206 200H207V199H206ZM212 200H213V199H212ZM220 200H221V199H220ZM222 200H221V202H222ZM228 200H229V198H228ZM235 200H236V199H235ZM235 200H234V201H235ZM238 200H239V199H238ZM241 200H242V202H243V199H241ZM247 200H248V199H247ZM250 200H249V201H250ZM3 201H4V200H3ZM34 201H35V200H33V202H34ZM51 201H52V200H51ZM68 201H69V199H68ZM79 201H80V199H79ZM79 201H78V202H79ZM85 201H88V200H85ZM133 201H134V200H133ZM139 201H138V203H139ZM148 201H149V200H148ZM164 201H165V200H164ZM171 201H172V204H174V205H176V204H175L176 202H179V200H177V201H175V200H171ZM173 201H174L175 203H173ZM182 201H183V200H182ZM199 201H201V200H199ZM202 201H201V202H202ZM208 201H210V200H208ZM217 201H216V202H217ZM226 201H227V200H226ZM226 201H224V202H226ZM249 201H248V202H249ZM252 201L254 202V200H252ZM261 201H262V200H261ZM33 202L31 201L30 203H32V205H34ZM52 202H53V201H52ZM52 202H50V203L52 204ZM54 202L57 203L56 201H54ZM54 202H53V203H54ZM63 202H64V204H66L65 202H67V201H63ZM69 202H70V201H69ZM69 202H68V203H69ZM107 202H110V200L108 199ZM107 202H106V204H108ZM151 202H152V201H151ZM155 202L157 203L156 200H155ZM155 202L153 201V203H155ZM167 202H168V201H167ZM183 202H185V201H183ZM189 202H190V201H189ZM189 202H188V203H189ZM213 202H215V201H212V204H213ZM221 202H220V203H221ZM224 202H223V203H224ZM229 202H230V201H229ZM229 202L227 201V203H229ZM235 202L238 203L237 201H235ZM245 202H246V201H245ZM258 202H259V201H258ZM34 203H35V202H34ZM36 203H37V205H38V202H36ZM58 203H59V202H58ZM61 203H62V202H61ZM71 203L73 204V201H72ZM91 203L93 204V202H91ZM125 203H127V201H126ZM131 203H132V202H131ZM141 203H142V200H141ZM141 203H140V205H141ZM144 203H145V202H143V205H144ZM153 203H152V204H153ZM156 203H155V204H156ZM158 203H161V202L158 201ZM170 203H171V202H169V204H170ZM195 203H196V202H195ZM195 203H193V204H195ZM197 203H198V201H197ZM197 203H196L195 205H197ZM207 203H208V202L206 201V204H207ZM209 203H210V202H209ZM220 203H219V201H218V205H219ZM223 203H221L220 205H223ZM246 203H247V202H246ZM246 203H243V204H246ZM256 203H257V202H255V204H256ZM260 203H261V202H260ZM263 203H264V202H263ZM3 204H4V206H5V203H4V202H3ZM47 204H48V203H47ZM83 204H85V203H83ZM83 204H82V207H83V208H86V209L89 208V209H90V207H87V205H88L87 203H86L87 205L85 204L86 207H84L85 205L83 206ZM133 204H134V202H133ZM135 204H137V203L135 202ZM135 204H134V205H135ZM149 204H150V203H149ZM149 204H148V206H150ZM152 204H151V205H152ZM179 204H180V202L178 203V205H179ZM181 204H183V203H181ZM181 204H180V205H181ZM190 204H191V203H190ZM193 204H192V208H193L192 211H193L194 208H195V207H193ZM215 204H216V203H215ZM224 204H225V203H224ZM250 204L255 205V204L252 203L251 201H250ZM258 204H259V203H258ZM25 205H26V204H25ZM28 205H29V204H28ZM54 205H55V204H54ZM57 205H60V203L57 204ZM69 205H70V203H69ZM74 205H75V204H74ZM76 205H77V204H76ZM80 205H81V204H80ZM158 205H159V204H158ZM180 205H179V206H180ZM185 205L187 206V204H185ZM195 205H194V206H195ZM200 205H203V204H200ZM208 205H209V208H210L211 203L208 204ZM227 205H228V204H227ZM229 205H230V204H229ZM239 205L242 206V204H239ZM239 205H237V206H239ZM262 205H263V204H261V206H262ZM34 206H35V205H34ZM47 206H48V205H47ZM51 206H53V204H52ZM61 206H64V205L61 204V205L57 208V210L60 209ZM78 206H79V204H78ZM153 206H155V205H153ZM153 206H152V207H153ZM156 206H157V204H156ZM168 206H170V205H168ZM171 206H173V205H171ZM198 206H199V204H198ZM211 206L214 207V205H211ZM223 206H224V205H223ZM225 206H226V204H225ZM246 206H248V205L246 204ZM249 206H250V205H249ZM261 206H258L259 209H260ZM1 207H3V206H0V208H1ZM28 207H29V206H28ZM30 207H31V206H30ZM32 207H33V206H32ZM40 207H41V206H40ZM56 207H57V206H54V207H52V208H56ZM70 207H71V206H70ZM70 207H69V208H70ZM146 207H147V206H146ZM157 207H158V206H157ZM157 207H156V208H157ZM176 207H177V206H176ZM216 207H217V205H216ZM218 207H219V206H218ZM218 207H217V208H218ZM221 207H222V206H221ZM221 207H219V209H220ZM227 207H228V206H227ZM230 207H231V206H229V208H230ZM234 207H235V205H234ZM234 207H231V210H232V208H233V210H235L236 208L234 209ZM244 207H245V205H244ZM244 207H242V208L240 209V211L244 210V209H245ZM253 207L256 208V205L253 206ZM258 207H257V208H258ZM263 207H264V206H263ZM44 208H45V207H44ZM48 208L51 209L50 207H46L45 210H48ZM66 208H67V207H66ZM69 208H67V209H65V210H68ZM79 208H81V206L78 207V209H79ZM95 208H96V206H95L93 209H95ZM97 208H98V207H97ZM172 208H174L173 210H175V207H174V206H173ZM181 208H182V206H181ZM198 208H199V207H198ZM200 208H201V207H200ZM200 208H199V209H200ZM204 208H205V207H204ZM211 208H212V207H211ZM224 208H225V207H224ZM224 208H223V209H224ZM229 208H228V209L225 208V210H229ZM238 208H240V207H238ZM243 208H244V209H243ZM246 208H247V207H246ZM250 208H252V207H250ZM250 208L248 207L247 210L250 209ZM28 209H29V208H28ZM63 209H64V208H63ZM86 209L84 210L85 213H86ZM161 209H162V208H161ZM179 209H180V208H179ZM205 209H206V208H205ZM223 209H222V211H223ZM3 210H4V208H3ZM42 210H43V209H42ZM52 210H53V209H52ZM52 210H49V211H52ZM57 210H54V211H55V212H58ZM61 210H62V209H61ZM69 210H70V212H73V208H72V211H71V208H70ZM80 210H81V209H80ZM98 210H99V208H98ZM141 210H142V209H141ZM154 210H155V209H154ZM157 210H158V209H157ZM168 210H170V209H168ZM171 210H172V209H171ZM173 210H172V211H173ZM202 210H203V209H202ZM202 210H201V213H202ZM214 210H215V209H214ZM253 210H254V209H253ZM256 210H258V209H256ZM21 211H22V210H21ZM74 211H75V209H74ZM78 211H79V210H76L75 212L77 213V215L80 216L81 213L79 214ZM96 211H97V210H96ZM134 211H135V210H134ZM158 211H159V210H158ZM160 211H161V210H160ZM164 211H165V210H164ZM196 211H197V210H196ZM196 211H195V212H196ZM203 211H204V210H203ZM205 211H206V210H205ZM205 211H204V212H205ZM210 211H211V209H210ZM210 211H207V212H208L207 215H209V212H210ZM212 211H213V210H212ZM212 211H211V212H212ZM222 211H221V212H222ZM229 211H230V210H229ZM250 211H251V212H250ZM260 211H262V210H260ZM260 211L258 210V212H260ZM0 212H2L1 209H0ZM3 212H4V211H3ZM3 212H2V213H3ZM52 212H53V211H52ZM70 212H69V213L67 212L68 215L70 214ZM88 212H90V211H88ZM91 212H93V210H92ZM97 212H98V211H97ZM99 212H100V213H99ZM99 212H98V213L102 216L101 211H99ZM129 212H130V211H129ZM136 212H137V210H136ZM136 212H134V213H136ZM162 212H163V210H162ZM162 212H160V213H162ZM193 212H194V211H193ZM207 212H205V215H206ZM216 212H217V211H216ZM249 212L252 213V210H249ZM21 213H22V212H21ZM45 213H46V212H45ZM45 213H44V214H45ZM50 213H51V212H50ZM73 213H74V212H73ZM82 213H83V212H82ZM103 213H104V215H105L106 212H103ZM156 213H157V212H156ZM197 213L200 215V210H199V212H197ZM197 213H196V214H197ZM213 213H214V212H213ZM219 213H220V211H219ZM219 213H218V214L215 213V214H216V216H218V217L220 218V214H219ZM222 213H223V212H222ZM226 213H227V211H226ZM231 213H232V212H230V213L228 212V215L226 214L227 216L225 215L224 217L231 218L232 215L234 214V213H232V215H231ZM247 213H248V211H247ZM250 213H248V214H250ZM254 213H255V212H254ZM261 213H262V212H260V214H259V213H257V214L261 216V215H262ZM3 214H4V213H3ZM52 214H54V213H51V215H52ZM57 214H58V213H56V215H57ZM64 214L66 215V213H64ZM64 214H63V215H64ZM88 214H91V213H88ZM95 214H96V213H95ZM95 214L93 213V215H95ZM132 214H133V213H132ZM166 214L168 215V213H165V216H167ZM193 214L195 215V213H193ZM211 214H212V213H211ZM229 214H230V215H229ZM257 214H256L255 216H258ZM263 214H264V213H263ZM24 215H25V214H24ZM45 215H46V214H45ZM47 215H48V214H47ZM51 215H48V216H51ZM56 215H55V216H56ZM63 215H61V216H63ZM77 215H76V216H77ZM86 215H87V214H86ZM100 215H99V217H100ZM104 215H103V216H104ZM135 215H137V214H135ZM139 215L141 216L142 213L139 214ZM139 215H137V216L139 217ZM169 215H170V214H169ZM202 215H204V214H202ZM223 215H224V214H223ZM234 215H235V214H234ZM253 215H254V214H253ZM0 216H1V215H0ZM42 216H43V215H42ZM71 216H72V215H71ZM82 216H84V215H82ZM90 216H91V215H90ZM95 216H96V215H95ZM130 216H131V215H130ZM133 216H134V215H132V217H133ZM137 216H135V217H137ZM161 216H164V215L161 214ZM209 216L211 217V215H209ZM229 216H230V217H229ZM237 216H238V215H237ZM260 216H259V217H260ZM21 217H22V216H21ZM44 217H45V216H44ZM44 217H43V218H44ZM51 217H52V216H51ZM66 217H68V216H66ZM66 217H65V218H66ZM105 217H107V214H106ZM142 217H143V215H142ZM142 217H141V218H142ZM168 217H169V216H168ZM168 217H166V218H168ZM197 217H198V216H196V218H197ZM200 217H201V215H200ZM206 217H207V216H206ZM206 217H204V218L207 220ZM210 217H208V218H210ZM221 217L224 218L223 216H221ZM235 217H236V216H235ZM240 217H241V216H240ZM262 217H263V216H261L260 219H261ZM38 218H39V217H38ZM52 218H54V216H53ZM52 218H51V220H55V218H54V219H52ZM63 218H64V217H63ZM63 218H61V219H63ZM73 218H74V217H73ZM73 218H72V219H73ZM75 218H77V217H75ZM97 218H98V217H97ZM120 218H121V217H120ZM141 218L139 217V219H141ZM149 218H150V217H149ZM196 218H195V219H196ZM202 218H203V217H201V218H199V219H202ZM213 218H214V215H212V218H211V219H213ZM228 218H227V219H228ZM244 218H245V217H244ZM249 218H250V217H247V219H249ZM255 218H256V217H255ZM48 219H50V218H48ZM66 219H67V218H66ZM66 219H65L64 221H66ZM68 219H70V217H69ZM72 219H71V221H72ZM79 219H80V218H79ZM79 219H75V220L78 221ZM88 219H89V218H88ZM88 219L85 220V219L83 218V220H84L85 222H86ZM92 219L94 220V218H92ZM92 219H89L88 222L92 221ZM136 219H137V218H136ZM142 219H144V218H142ZM142 219H141V220H142ZM161 219H163V217H161ZM168 219H169V218H168ZM188 219H189V218H188ZM205 219H204V220H205ZM224 219H226V218H224ZM224 219H222V220H224ZM227 219H226V220H227ZM231 219H233V218H231ZM235 219H236V218H235ZM240 219H241V218H240ZM250 219H251V218H250ZM250 219H249V221H250ZM256 219H257V218H256ZM263 219H264V218H263ZM263 219H262V220H263ZM83 220H81V221L83 222L82 224H84V221H83ZM118 220H119V219H118ZM171 220H172V219H171ZM186 220H187V219H186ZM202 220H203V219H202ZM204 220L202 221L203 223H204ZM233 220H234V219H233ZM59 221H62V222H63V220H59V219H58V222H59ZM71 221H69V222H71ZM79 221H80V220H79ZM79 221H78V222H79ZM133 221H134V220H133ZM139 221H140V220H139ZM142 221H144V220H142ZM164 221H165V219H164ZM166 221H167L166 224H170V222H168L167 219H166ZM166 221H165V222H166ZM180 221H181V220H180ZM193 221H195V220H193ZM196 221H197V219H196ZM200 221H201V220H200ZM200 221H199V222H200ZM227 221H228V220H227ZM227 221H226V222H227ZM230 221H232V220H230ZM249 221L247 220V222H249ZM251 221H252V220H251ZM62 222H61V223H62ZM69 222H68V223H69ZM72 222H75V221H72ZM78 222H77V223H78ZM88 222H87V223H88ZM134 222H135V221H134ZM137 222H138V220H137ZM146 222H147V221H146ZM161 222H162V221H161ZM182 222H183V221H182ZM233 222H234V221H233ZM244 222H245V221H244ZM247 222H246V223H247ZM63 223H65V222H63ZM68 223H67V221H66V224H68ZM80 223H81V222H80ZM87 223H86V224H87ZM98 223H101V222H98ZM106 223H107V222H106ZM111 223H113V222H111ZM111 223H110V224H111ZM139 223H143V222L140 221ZM144 223H145V222H144ZM179 223H180V222H179ZM192 223H194V222H192ZM192 223H191V224H192ZM195 223H196V222H195ZM207 223H208V222H207ZM210 223H211V222H210ZM210 223H208V225H209ZM215 223H216V222H215ZM221 223H222V222H221ZM221 223H220V224L218 223V224L221 225ZM223 223H224V222H223ZM66 224H62V225L64 226V225H66ZM71 224H72V223H71ZM82 224H81V225H82ZM91 224H92V223H91ZM91 224L88 223V226L91 225ZM93 224H94V222H93ZM93 224H92V226H93ZM95 224H96V223H95ZM108 224H109V223H108ZM115 224H116V223H115ZM122 224H123V223H122ZM133 224H134V223H133ZM147 224H148V223H147ZM152 224H153V223H152ZM163 224H164V223H163ZM172 224H173V223H172ZM196 224H198V223H196ZM200 224H201V222H200L198 225H200ZM227 224H228V222H227ZM227 224L224 223L223 225L226 226ZM249 224H250L249 227L251 226L250 228H252V224H251V222H250ZM263 224H264V223H263ZM68 225H69V224H68ZM77 225H78V227H79V223H78ZM100 225H101V224H100ZM100 225L97 224L98 227H99ZM128 225H129V224H128ZM128 225H126V226H127L126 228H128ZM137 225H138V224H137ZM139 225H140V224H139ZM149 225H151V222H150ZM153 225H154V224H153ZM179 225L183 226L184 224H183V223H180ZM193 225H194V224H193ZM203 225H204V224H203ZM246 225H247V224H245V226H246ZM261 225H262V223H261ZM70 226H71V225H70ZM86 226H87V225H86ZM88 226H87V227H88ZM108 226H110V225H108ZM151 226H152V225H151ZM166 226H167V225H166ZM166 226H165V227H166ZM176 226H178V225H176ZM176 226H174V227L177 228V229H178V227H179V228H182V227H180V226H178V227H176ZM213 226H214V225H213ZM231 226H232V225H231ZM247 226H248V225H247ZM247 226L244 227V229L247 228ZM254 226H255V225H254ZM75 227H76V226H75ZM80 227H81V226H80ZM83 227H85V225L82 226V228H83ZM104 227H105V226H104ZM139 227H140V226H139ZM195 227H196V226H195ZM198 227H199V226H198ZM227 227H228V226H227ZM55 228H56V226H55ZM57 228H58V227H57ZM72 228H73V226H72ZM85 228H86V227H85ZM85 228H84V229H85ZM94 228H95V226H94ZM101 228H102V227L97 228V229H100V230H101ZM105 228H106V227H105ZM108 228H109V227H108ZM108 228H107V229H108ZM124 228H125V227H124ZM142 228H143V226H142L140 229H142ZM144 228H145V227H144ZM144 228H143V229H144ZM169 228H170V227H169ZM169 228H168V229H169ZM204 228H205V227H204ZM216 228H217V227H216ZM228 228H229V227H228ZM231 228H232V227H231ZM261 228H262V227H261ZM74 229H75V228H73V230H74ZM87 229H88V228H87ZM89 229H90V228H89ZM89 229H88V233H89ZM91 229H92V227H91ZM97 229H96V230H97ZM102 229H103V228H102ZM128 229H129V228H128ZM130 229H131V228H130ZM154 229H155V227H154ZM172 229H173V228H172ZM177 229H176V230H173V231H172V234H173V232L177 231ZM201 229H202V228H201ZM210 229H211V228H210ZM82 230H83V229H81V231H79V233H80V232H83V233H84V230H83V231H82ZM85 230H86V229H85ZM96 230H95V231H96ZM146 230H147V229H146ZM146 230H145V232H146ZM250 230H251V229H250ZM77 231H78V230H77ZM91 231H92V230H91ZM98 231H99V230H98ZM98 231H96V232L98 233ZM126 231H127V230H126ZM132 231H133V230H131V233L133 234ZM163 231H165V230H163ZM188 231H189V230H188ZM188 231H187V232H188ZM233 231H234V230H233ZM257 231H258V230H257ZM261 231H262V230H261ZM104 232H105V231H104ZM111 232H112V231H111ZM127 232H128V231H127ZM147 232H148V230H147ZM166 232H167V231H166ZM168 232H171V231H168ZM168 232H167V233H168ZM207 232H208L207 235H209V231H208V230H207ZM210 232H211V231H210ZM250 232H251V231H250ZM150 233H151V232H150ZM212 233H213V232H212ZM212 233H211V234H212ZM215 233H216V232H215ZM243 233H244V232H243ZM246 233H247V232H246ZM91 234H92V233H91ZM95 234H96V233H95ZM95 234H94V235H95ZM127 234H130V233L128 232V233L124 234V236H125V235L127 236ZM151 234H152V233H151ZM161 234H162V233L160 232V235H159L160 237H162ZM164 234H165V232H164ZM169 234H170V233H169ZM172 234H171V235H172ZM189 234H190V233H189ZM201 234H202V233H201ZM79 235H80V234H79ZM86 235H87V234H86ZM86 235H85V236H86ZM88 235H89V234H88ZM107 235H108V234H107ZM130 235H131V234H130ZM141 235H142V234H141ZM165 235L168 236V234H165ZM180 235H181V234H180ZM192 235H193V234H191V236H192ZM198 235H199V234H198ZM212 235H214V234H212ZM247 235H248V234H247ZM247 235H246V236H247ZM81 236H82V235H81ZM126 236H125V237H126ZM149 236H150V235H149ZM154 236H155V235H154ZM154 236H153V237H154ZM163 236H164V235H163ZM167 236H165V237H167ZM178 236H179V235H178ZM182 236H183V235H182ZM185 236H186V235H184L183 237H185ZM191 236H189V237L191 238ZM195 236H196V235H195ZM195 236H194V237H195ZM256 236H257V235H256ZM92 237H93V236H92ZM110 237H111V236H110ZM130 237H131V236H130ZM133 237H134V236H133ZM155 237H156V236H155ZM160 237H159V238H160ZM172 237H173V235H172ZM174 237H175V236H174ZM187 237H188V236H187ZM187 237H186V238H187ZM199 237H200V236H199ZM201 237L203 238V236H201ZM210 237H212V236H209V238H210ZM243 237H244V236H243ZM243 237H242V238H243ZM121 238H122V237H121ZM134 238H135V237H134ZM146 238H147V237H146ZM157 238H158V237H157ZM159 238H158V239H159ZM163 238H164V237H163ZM163 238H162V239H163ZM179 238H181V236H180ZM197 238H198V236H197ZM202 238H201V239H202ZM205 238H206V236L204 237V240H205ZM240 238H241V236H240ZM248 238H249V237H248ZM112 239H113V238H112ZM115 239H116V238H115ZM131 239H132V238H131ZM154 239H155V238H154ZM154 239L152 238V241H154L153 243H155V245H156V244H157V242H156L157 240H156V239L154 240ZM165 239H166V238H165ZM165 239H164V240H165ZM182 239H185V238H182ZM192 239H193V237H192ZM195 239H196V238H195ZM210 239H211V238H210ZM212 239H213V238H212ZM217 239H218V238H217ZM233 239H234V237H233ZM244 239H245V238H244ZM99 240H100V239H99ZM116 240H117V239H116ZM127 240H128V239H127ZM133 240H134V239H133ZM135 240L137 241V238H135ZM159 240H160V239H159ZM167 240H168V238H167ZM167 240H166V241H163V242L166 243ZM202 240H203V239H202ZM206 240L209 241L208 243H210V240H208V239H206ZM206 240L203 241V242H206ZM218 240H220V238H219ZM221 240H222V239H221ZM228 240H229V239H228ZM231 240H232V239H231ZM234 240H236V238H235ZM234 240H232V241L234 242ZM114 241H115V240H114ZM140 241H141V239H140ZM140 241L137 242V243H140ZM170 241H171V240H170ZM174 241H175V240H174ZM193 241H195V240H193ZM199 241H200V240H199ZM214 241H215V240H214ZM229 241H230V240H229ZM244 241H245V240H244ZM248 241H249V240H248ZM127 242H129V241H127ZM148 242H150V241H148ZM148 242H147V243H148ZM168 242H169V241H168ZM179 242H180V241H179ZM200 242H201V241H200ZM211 242H213V241H211ZM216 242H218V241H216ZM226 242H228V241H226ZM230 242H231V241H230ZM230 242H228V244H223V245H224V246L227 245V247L229 246V248H230V245L232 246V245L235 244V243L231 242V244L229 245ZM130 243H131V242H130ZM133 243H135V242H133ZM150 243H151V242H150ZM159 243H160V242H159ZM159 243L157 244V246L159 245ZM188 243H190V242H188ZM221 243H224V242L221 241ZM221 243H220V245L223 246ZM144 244H145V243H144ZM144 244H143V245H144ZM166 244H167V243H166ZM166 244H165V245H166ZM169 244H171V243H169ZM176 244H177V243H176ZM178 244H179V243H178ZM181 244H182V243H181ZM186 244H187V243H186ZM186 244H184V246H185ZM203 244H204V243H203ZM211 244H212V243H211ZM214 244H217V243L214 242ZM218 244H219V243H218ZM241 244H242V243H241ZM254 244H255V243H254ZM128 245H129V244H128ZM133 245H134V244H133ZM167 245H168V244H167ZM179 245H180V244H179ZM235 245H236V244H235ZM243 245H244V244H243ZM243 245H242V246H243ZM245 245H246V244H245ZM247 245H248V244H247ZM260 245H261V244H260ZM144 246H145V245H144ZM157 246H153V247H157ZM161 246H162V245H161ZM161 246H160V247H161ZM169 246H171V245H169ZM172 246H173V245H172ZM184 246H183V247H184ZM187 246H188V245H187ZM189 246H190V245H189ZM191 246H193V245L191 244ZM214 246H215V245H214ZM214 246H213V247H214ZM218 246H219V245H218ZM254 246H255V245H254ZM148 247H149V246H148ZM160 247H159V248H160ZM194 247H195V246H194ZM227 247H225L224 250H225ZM234 247H235V246H234ZM234 247H233V249H234ZM238 247L240 248L239 244H238ZM244 247H245V246H244ZM249 247H250V245H249ZM249 247H247V248L250 249ZM256 247H257V246H256ZM137 248H138V247H137ZM157 248H158V247H157ZM159 248H158V249H159ZM161 248H162V247H161ZM205 248H206V247H205ZM211 248H212V247H211ZM219 248H221V247H219ZM229 248H227V249H229ZM251 248H254V247L251 246ZM139 249H140V248L136 249V250H138L137 253L140 252ZM145 249L148 250V248H145ZM150 249H151V248H150ZM154 249H155V248H154ZM167 249H168V247H167ZM169 249H171V247H170ZM169 249H168V251H169ZM179 249H180V248H179ZM190 249L192 250L193 248L190 247L189 250H190ZM213 249H214V248H213ZM216 249H217V248H216ZM230 249H232V248H230ZM235 249H236V247H235ZM243 249H244V248H243ZM243 249H240V250L243 251V252L240 251V252H242L241 254L244 253V250H245L246 248H245L244 250H243ZM248 249H247V250H248ZM255 249H257V248H255ZM255 249H252V250H255ZM134 250H135V249H134ZM156 250H157V249H156ZM182 250H184V248H183ZM182 250H181V251H182ZM189 250H188V251H189ZM193 250H194V249H193ZM195 250H196V249H195ZM211 250H212V249H211ZM211 250H210V252H213V253H208V254H209V255L212 254V256H213L214 251H211ZM214 250H215V249H214ZM219 250H220V249H219ZM219 250H217V252H219ZM222 250H223V247H222ZM222 250H221V251H222ZM236 250H237V249H236ZM247 250H246V251H247ZM250 250H251V249H250ZM252 250H251V251H252ZM165 251H166V250H165ZM168 251H167V252H168ZM170 251H172L173 254L175 253V251H173V249L170 250ZM170 251H169V252H170ZM178 251H179V250H178ZM215 251H216V250H215ZM227 251H228V250H227ZM233 251H234V250H233ZM256 251H258V250H256ZM141 252H142V251H141ZM148 252H150V250H149ZM148 252H145V253L147 254ZM169 252H168V253H169ZM191 252H192V251H191ZM203 252H205V251L202 250V253H203ZM223 252H224V251H223ZM225 252H226V251H225ZM240 252L237 251L236 253H237V254H238V253L240 254ZM252 252H254V251H252ZM252 252H251V253H252ZM262 252H263V251H262ZM176 253H177V251H176ZM179 253H180V252H179ZM179 253H177V254H179ZM181 253H183V252H181ZM181 253H180V254H181ZM195 253H196V251H195ZM195 253H194V255L196 256L198 253H197V254H195ZM200 253H201V252H199V254H200ZM202 253H201V254H202ZM234 253H235V251H234ZM249 253H250V251H249ZM249 253H248V254H249ZM251 253H250V254H251ZM255 253H257V252H255ZM146 254H145V255H146ZM164 254H165V253H164ZM169 254H170V253H169ZM180 254H179V255H180ZM186 254H188V252H187ZM208 254H207V252H206L205 254L203 253L202 255H205V256H206V255H208ZM222 254H223V253H222ZM182 255H183V254H182ZM182 255H181V256H182ZM189 255H191V253H190ZM189 255H187V257H188ZM202 255H201V256H202ZM219 255H220V254H219ZM224 255H225V254H224ZM231 255H232V254H231ZM243 255H244V254H243ZM148 256H149V255H148ZM153 256H154V255H153ZM168 256H169V255H168ZM170 256H171V255H170ZM176 256H177V255H176ZM181 256H180V257H181ZM184 256H185V255H184ZM191 256H192V255H191ZM212 256H211V257H212ZM236 256H237V255H236ZM250 256H251V255H250ZM145 257H147V255H146ZM166 257H167V256H166ZM178 257H179V256H178ZM232 257H233V256H232ZM234 257H235V256H234ZM237 257H239V256H237ZM135 258H136V257H135ZM141 258H142V257H141ZM171 258H172V257H171ZM173 258H174V257H173ZM193 258H194V256H192V259H193ZM198 258H201V257L198 256ZM206 258H208V257H206ZM206 258H205L204 256H202V259H206ZM213 258H214V256L212 257V259H213ZM235 258H236V257H235ZM243 258H247V257L244 256ZM143 259L145 260L144 255H143ZM143 259H142V262H143ZM154 259H155V258H154ZM169 259H170V258H169ZM177 259H179V258H177ZM192 259H190V260H191V261H195V262L198 260L197 258H195V259H197V260H194V259L192 260ZM253 259H254V258H253ZM256 259H257V258H256ZM137 260H138V259H137ZM139 260H140V259H139ZM147 260H149V259H147ZM186 260H188V258H186ZM200 260H201V259H200ZM235 260H236V259H235ZM135 261H136V259H135ZM170 261H171V260H170ZM180 261H182V260H180ZM191 261H190V262H191ZM198 261H199V260H198ZM207 261H208V260H207ZM231 261H232V260H231ZM238 261H239V260H238ZM144 262H145V261H144ZM148 262H149V261H148ZM151 262H152V261H151ZM153 262H154V261H153ZM167 262H168V261H167ZM178 262H179V261H178ZM182 262H183V261H182ZM200 262H202V260H201ZM243 262H244V261H243ZM136 263H137V262H136ZM154 263L156 264V261H155ZM154 263H152V264H154ZM157 263H159V262L157 261ZM160 263H161V262H160ZM163 263H164V262H163ZM163 263H162V264H163ZM170 263L173 264L172 261H171V262H168V264H170ZM175 263H176V262H175ZM184 263H185V260H184ZM187 263H188V262H187ZM192 263H193V262H192ZM197 263H199V262H196V264H197ZM202 263H203V262H202ZM205 263H207L206 260H205ZM248 263H249V262H248ZM257 263H258V261H257ZM140 264H141V263H140ZM150 264H151V263H150ZM177 264H178V263H177ZM181 264H183V263H181ZM188 264H189V263H188ZM242 264H243V263H242ZM245 264H246V263H245ZM249 264H250V263H249Z\"/></svg>","mask_w":264,"mask_h":264},{"label":"water","instance_id":"95a60500","mask_svg":"<svg viewBox=\"0 0 264 264\" xmlns=\"http://www.w3.org/2000/svg\"><path fill=\"white\" fill-rule=\"evenodd\" d=\"M205 5V10L203 15L199 18V21L195 23L192 18L189 19L187 28L193 32L192 36L190 37L191 44L187 48L189 51L194 50L201 39L204 40H213L216 39L217 36L212 35L206 28L205 20L208 16V13L212 10V3L211 0H203Z\"/></svg>","mask_w":264,"mask_h":264}]
</instances>
